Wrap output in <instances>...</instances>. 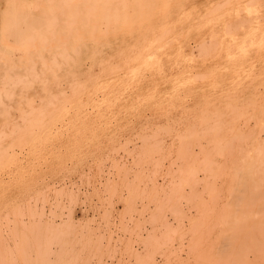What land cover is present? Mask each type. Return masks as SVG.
Instances as JSON below:
<instances>
[{
	"label": "rangeland",
	"instance_id": "obj_1",
	"mask_svg": "<svg viewBox=\"0 0 264 264\" xmlns=\"http://www.w3.org/2000/svg\"><path fill=\"white\" fill-rule=\"evenodd\" d=\"M116 1H118V2H116ZM121 1H122V3H121ZM131 1L132 0H112L113 4L111 6V7L115 8L116 4H117V7L120 4L119 7L122 9L123 8L122 5L124 3L123 6H124V8H127V9H125V12L118 19L117 24H116V26H118V28L115 30V32H116V34H118V38H110V40L115 41L117 43V46H115L114 49H109L108 51L110 53H112L113 55L117 56V60L120 63V66L122 67L123 63H121V62H123V57H124L123 51H125L127 49V47L131 44H134V45L136 44L134 47V50L137 48V51L135 50L136 52H134V51L132 52V53H136V54L130 53L129 50H128V52H126L125 57H129V55L131 54L130 59H132V60H130V66L128 63L126 69L123 67L120 70L119 76L118 77L116 76L117 79H115L113 81V83H111L112 85H116L118 90L120 89L119 94H118L119 95L118 101H116V105L112 111L117 116L106 118V119H100L99 121H98V119H86V120L84 119V120H80V121L79 120H70V119H67V120L65 119V121H63V120L59 119V120H55L53 122H47L48 124H41V125L33 124L35 127H34V130H32L33 126L20 118L21 117V112H19V111H21V109H20L21 105L20 104L13 103L12 106L9 104L6 106L0 105V108H1L0 109V135L2 137V140L0 137V150H1L0 151V221H1L0 222V231H1L0 232V246H1L0 251L3 250V251H1L3 254L1 252L0 253L2 254V256L4 254L6 256V257L3 256L4 257L3 258L0 254V259L2 257L3 261H4V259H5V261L9 260L6 262L4 261V263H2V264H5V263L6 264H13L14 261H12V260L19 261V263L15 261L16 264L17 263L23 264V262L28 263V264L31 262L30 264H34L35 262L33 260L37 261V264H40L41 263L40 261L43 260L44 258H46V259H44L43 261H45V260L47 261V259H48L47 264H52V261H53V263L55 262L54 264H65L67 261H69L68 259L72 258L71 256H73L74 260H78L77 258H80V260L73 261V259H72V261H71V259H70V262H68L69 264H142V263L143 264H151V263L152 264H162L164 262H165V264H167V263L169 264V262L172 264L173 263V262H171L172 260L176 264L177 262H180L182 259L187 260V258H189L188 262L183 261L186 264H192V262L194 264H201V263H203V264H209L210 263L211 264L212 262L215 264L217 261L216 260L217 254H219V255H217L219 258L220 255L222 257V255H224V253H227V252L232 253V251L235 252V253H233V255L230 254L233 258H230V256H229L226 259V257H225L226 254L224 255L225 259H223L224 257L222 259H221V257L219 258V259H221L220 260L221 264L222 263L223 264H229V262L231 263V261L233 259L234 260L232 261V264H238L239 261H240V264H243V263L245 264L246 262L248 264L249 261H250V264H256L258 262H260L258 264H264V257L263 256L261 257V255H260L261 252L264 255V252H263L264 251V245H263L264 241H262L263 240L262 238H264V232H263L264 229L262 228V231H261V228L260 229L258 228V227H260L259 223L264 224V222H263L264 221L263 220L264 215H262V213H260V216H261V218H260V216L258 214L261 211V209H260V211H258L260 206H261V208L264 209V204H263L264 202L261 201V200H264V195L262 193H260L259 199H258V196L254 195L255 197H257V199L256 198L254 199L251 196H253V194H255V191H253V192L251 190L248 191L247 195H246V197H248V198H245L246 200L244 199L245 200V201L243 200L244 202L241 201V206L244 207V208L240 207V209L242 208L244 211V213H241V212H243L242 209H241V211H240V209H239V211H238V209L236 210V208L238 207L237 205H240V202L238 204L237 202H233L231 200H230L231 202L229 201L228 197L226 196L227 193H225L226 188H225V186L222 187L221 180L218 183V187L216 184L215 186L209 185V188L205 187V189H203L201 186L199 187L198 184L193 185L194 183L190 182V183L183 184L184 185V188H183V185H181V182H182L181 178L184 176V173L182 171L180 174H178V172H180V170H181L180 169L181 167H179L180 165L177 166L179 163L181 164L180 160L176 162L175 159L177 158V156L174 153L173 154L174 158L172 157L171 161H170L171 164H170V162H166V161L170 160L169 158H167V160L164 161V159H162V157L166 159L167 154H165V151L167 152V150L165 149V147L160 148L161 144H157L158 147L160 148V150H159V148H157L158 150L156 149V152H153L151 148L156 147L155 146L156 140L159 141L158 139H160V138L162 139V137H160L159 135H158L159 137L153 136L152 133L150 132V131H152L151 128H153V127L155 128L158 125H160V126H158V128L159 127L162 128V127H165L164 125L167 126L168 124H171V123H172L171 125H173L175 122H177L179 120L185 121L183 119L181 120L179 113H182L185 110L190 111L193 106L204 105V103H207V101H208V100H204V98L206 96L211 97V101H213L215 103L217 101L219 103L224 102V103H228V104H230L232 102L231 101L232 98L236 97L235 98V100H236L235 104L237 106L246 107L247 109H250V108L252 109L254 99L259 100V98H262L263 101H260L261 100L260 99L257 102V104L260 105L259 107L261 108V111L264 110V47H263L264 46V44H263V42H264V38H263L264 37V20H263L264 19V6H263L264 0H257L255 2L257 4H260L258 14H256V13L251 14V13L247 12L249 9L255 8L251 5L252 2H249L250 0H177L175 2H174V0H135V2H137V3H135L134 0L132 1V3H131ZM153 1H154V4H152ZM128 2H130V3H128ZM142 3H145V4H142ZM146 3H149L150 6ZM218 3H219V5H218ZM136 4H137V6H136ZM245 4H246V6H244ZM152 5H153V8H152ZM166 5H167V7H169L168 10H167ZM215 5L218 6L217 8L220 7L219 10L216 9ZM141 6H143V7H141ZM180 7H182V8H180ZM233 7L235 9L239 10L238 11L239 15L237 17V20H234L231 18L230 12H231ZM147 9L150 12H148ZM140 10L143 12H141ZM127 11H129V12H127ZM188 12L191 14V16L189 18L184 17L183 14H187ZM129 13H131L135 17L137 16V18L133 17L132 15H129ZM164 13H166V14H164ZM204 14L206 15V18H205ZM145 15L148 17L150 16L149 19H151V20H149V19L147 20L146 18H148V17H146ZM156 15H158V16H156ZM207 15H208V17H207ZM138 16H139V18H138ZM220 16H221V18H220ZM222 16H223V18H222ZM255 17H258V18L255 19ZM130 18H132V19H130ZM142 18H143V20H142ZM152 19H154V20H152ZM166 19H168V20H166ZM177 19L178 20L180 19V20L178 21ZM181 19H183V20H181ZM205 19L207 22L205 21ZM242 19H243V21H242ZM141 20H142V22H140V23H142V24H140L138 22ZM144 20H146V23ZM156 20H157V22H156ZM131 21H132V23L134 22L133 24H135V23L136 24L139 23V24L138 25H136V24L132 25ZM154 21H155V23H154ZM124 22H127V23H124ZM129 22H130V24L128 25ZM184 22H186V23H184ZM212 22H213V25H212ZM126 25H128L130 30L128 28H126L129 31L123 30V32H122L121 29H123V27H125ZM204 25H206V26H204ZM227 25H229V26L227 27ZM188 26H190V27H188ZM135 27H137V28H135ZM138 27H140V28H138ZM145 27H146V30H145ZM156 27H158V28H156ZM200 27H202V28H200ZM233 27H235L236 29L233 30ZM241 27H242V29H241ZM250 27H255V28L258 27L259 28L258 32H256L255 43L254 42L252 43V41L250 42L248 40L249 33L252 32ZM132 28H133V30H131ZM179 28H181V29H179ZM228 28L230 29V31ZM119 29H120V31H119ZM154 29H156V31ZM143 30H145V31H143ZM196 30H198V31H196ZM226 30L229 33H226L227 32ZM140 31H141V33H140ZM126 32H127V34H125ZM128 32H129V34H128ZM121 33H123L124 35ZM185 33H186V35H185ZM211 34H213V35L211 36ZM244 34H247V36L242 38V36H244ZM161 35L165 36V39ZM157 36H159V37L157 38ZM231 36H236L237 39L235 37V40H237V41L243 39V40L239 41V43L244 41V42H242L241 45H243L247 50H249V52L248 53L245 52L246 54L242 53L241 48L239 47V43L238 42H237V44L232 43L231 40H233V39H231L232 38ZM211 37H213V38L211 39ZM224 37L226 39H224ZM168 38H171V41ZM179 38H181V39H179ZM188 39L189 40L191 39V40L189 41ZM208 40H210V41H208ZM163 41L165 44L161 45V44H163ZM148 42L153 43V45L150 47V49L148 51L151 52L152 57H154L153 59L156 60V59L160 58V62L157 64V66L155 68L150 67V68L141 70L142 75L139 77L135 76L133 78L132 73L134 70L137 69V67H139L140 61H141L140 58L138 59V61L135 59H137V56L139 57L141 52H143L144 50H147L146 48L149 44ZM169 43H170V46L168 45ZM248 43L250 45L249 49L246 47V45H248ZM144 44L146 46L145 48H144ZM158 44H160V45H158ZM191 44H192V46H191ZM207 44H208V46H207ZM227 44H229V46ZM249 45H248V47H249ZM154 47H156L157 50ZM164 47H166V48H164ZM230 47L233 49H231ZM140 48L142 49V51H140L141 50ZM162 48H164V49H162ZM198 48H200V49H198ZM197 49H198V52H197ZM229 49L232 52V54H231L233 56L232 58H231V55L227 54V50H229ZM192 51H193V55L191 53ZM197 53L198 54L200 53V54L198 55ZM238 53H240V54H238ZM195 54H197L198 56ZM201 54H203V55L205 54L206 56L204 55L205 56L204 57ZM235 54H237V55H235ZM247 55H248V57H247ZM121 56H122V58H120ZM191 57H193V58H191ZM207 57H209V58H207ZM191 59H192V63L190 62ZM238 59L240 60L239 62H238ZM131 61H132V63H131ZM134 61H136V62L134 63ZM170 62H172L173 64ZM214 64H215V66H214ZM175 65H176V67H175ZM238 65L240 67H238ZM246 65H247V67H246ZM160 66H162V68ZM184 66L186 68H184ZM163 68H166V69H163ZM178 68H180V69H178ZM213 69H215V70L213 71ZM167 70H169V71H167ZM130 71H131V73H130ZM128 72L131 75V77H130V75H128ZM174 72H176V73L174 74ZM197 72L199 73L200 76L198 75ZM210 72H211V74L214 73V77L209 76L210 77V80H209V77L207 76V74L210 75ZM250 72H252V73H250ZM154 73L155 74L157 73L158 75H155ZM192 73L194 75H192ZM179 74L182 75L183 78H186L182 83H186V86H188V87H186L184 85L183 87L179 88V87H175L176 85H173V82H175V79L178 77ZM183 74H185V76H183ZM187 74H189V76ZM150 75H151V77H149ZM201 75H203V76H201ZM247 75H248V78L245 77ZM257 75L259 77H257ZM168 76H169V78H167ZM215 76H217V77H215ZM200 77L203 78V80ZM173 78H174V80H173ZM189 78H191L192 80L188 81L187 79H189ZM193 78H194V80H193ZM227 78H229V80ZM245 78L248 80H246ZM124 79L126 80V83H124L125 82ZM148 79H150L149 81H151V82L147 81ZM213 79H214V82L218 81L220 84L215 85V83H214L215 86L212 85L211 82ZM108 80H109V78L106 79V81H108ZM144 80H145V82H143ZM197 80H198V82H197ZM136 82H137V84H135ZM190 82H192V83H190ZM119 83H120V85H119ZM139 83H140V86H139ZM245 83H247L249 85V89H248L247 84H245ZM259 83L261 85H258ZM229 84H231V85H229ZM133 86H134V88H133ZM255 86L256 87L260 86L262 89L260 91L256 90ZM150 87H152V88H150ZM178 88H179V90H178ZM195 88H198V89H195ZM210 88H211V90H210ZM150 89H152L153 92H152V90L150 91ZM165 89H167V90H165ZM240 89H242V90L240 91ZM251 89H253V90H251ZM126 90L127 91L129 90V91L126 92ZM231 92H234L235 94L231 93ZM256 94H258V96ZM124 96H125V98H124ZM136 96L137 97L141 96L145 99L139 100ZM245 96H246V98H245ZM99 97H101L100 99H102L103 95L100 94ZM148 98H150V99H148ZM171 98L173 100H171ZM228 98H231V99L229 100ZM167 102H169V103H167ZM137 107L143 108L142 112H143V114H146L147 116L137 117L136 113L140 112L139 110H137ZM251 109L249 110L250 112H252ZM5 111H6V113H5ZM149 111L151 113H149ZM113 113H112V115H113ZM162 113H165V114L169 113L170 118L165 119L164 114H162ZM171 115H173L174 117ZM133 119H134V121H133ZM148 120L151 122V124H150V122H148ZM189 120H193V118H191ZM252 120L254 121L256 119L254 118ZM21 121H22V124H21ZM157 121L158 122L161 121L162 123H160V124L156 123ZM19 123L22 126H20ZM144 123H146L147 125L146 124L142 125ZM8 124L10 125L9 129H8ZM57 124H59V125H57ZM2 125L5 128L1 127ZM43 125H46L47 129L41 130L40 128ZM161 125H163V126H161ZM147 126L150 127L149 129H151V130L149 131V129L146 128L147 130L145 129V131L143 130L144 132L141 133L140 132V131H142L141 128L144 129ZM13 127H14V130H13ZM61 127H63V128H61ZM132 128H133V130H132ZM11 129L13 132L14 131L15 132L11 133ZM135 129H138V131L136 130L137 132H134ZM129 130H131V131H129ZM33 131L35 133H33ZM3 132H5V134ZM6 132L8 133L7 135H6ZM128 133H130V134H128ZM10 134L12 137H9ZM146 134L147 135L149 134L148 135V139L150 138L149 140L146 139L147 138ZM2 135L3 136L5 135V137H3ZM161 135H163V133ZM22 136H24V137H22ZM13 138L16 141H14ZM137 138H138V140H140L139 142H141V144H143V142H144L143 147H142V145H140V143L138 141L136 143ZM142 138H144V141L142 140ZM165 138L166 137H164V139ZM146 140L149 141V142L147 141V144L149 143L150 146H152L151 148L148 146L149 144L144 147ZM165 141H166V146L168 144H170L169 138L168 139L166 138ZM13 142L15 145L13 144ZM261 142H264V140H262ZM20 145H21V147H19ZM136 145H137V147H139V145L141 147L137 148ZM13 146L15 148L17 147L18 149L13 148ZM122 146H124V148ZM51 147H52V150H51ZM120 147H122V150H120ZM8 148H9V150H8ZM126 148L129 149L130 151H126L127 150ZM141 148L145 149L144 153L142 152ZM147 148L149 150H147ZM23 149H24V151H23ZM114 149L116 150V153L114 152L115 151ZM163 149H164V151L162 152ZM3 150H6L7 152L6 151L4 152ZM117 151L118 152L120 151V152L118 153ZM124 151H126V152H124ZM134 151H136V152H134ZM148 151H150V152L152 151V152L150 153ZM15 152H17V153H15ZM110 152H112L113 154H110ZM127 152H131L132 156L130 155L131 153L128 154ZM136 153L137 154L139 153L138 155H140L141 153L144 154L145 156H142L143 158L146 157V153H147V155L149 156V157L148 156L147 157L149 159H147V157H146V159H147V161H146L145 159L141 158V156H139V158H138V155H137V157L135 156ZM161 154L164 156H162ZM158 156H160L161 158L160 157L158 158ZM121 157H123V159L120 160ZM126 157H128V158H126ZM124 159L126 162H124ZM172 159L174 160V164L172 163L173 162ZM137 160H138V162H136ZM160 160H163L164 162L162 161L163 162L162 163ZM115 161L117 163L119 162L120 164L118 163L119 165H116L117 163H115ZM129 161L131 163H132V161L133 162L135 161L134 163H136V164L139 163L140 166L139 165L136 166V164H135V165H133L134 166V168H133V167H131L132 164ZM158 162H159V165H157ZM122 163H124V166L119 167L122 165ZM165 163H166V167H164ZM167 163H168V165H167ZM169 164L170 165L173 164V166H174L173 169H172V166H170ZM128 165H130V167ZM160 165H162L163 168L160 167ZM153 166L154 167L156 166L155 168L158 167V170L155 169ZM167 166H170L172 172H171V170H169L170 169L169 167L167 168ZM159 167H160V170H159ZM122 168H123V170H122ZM125 168H126V170H125ZM141 168H144V169H141ZM151 168H153L152 169L153 172H156V173H154L155 175L152 174L153 173L152 171H150L152 173L149 172V170ZM176 168H178L180 170L177 169V172H175V171L173 172V170H176ZM118 169L125 171V172L124 173L122 171L120 172V170L118 171ZM145 169H147V172ZM162 169H163V171H162ZM161 171H162V173H161ZM169 171H170V175H172V177L168 174ZM119 172L121 175H119ZM146 174H148L150 177L148 175L146 176ZM161 174H163L162 177L159 176ZM152 175H153V177H152ZM179 175H183V176L182 177L180 176V179H178ZM119 176L122 178V180H121V178H119ZM146 177H149V178H146ZM151 177L153 178V180H155V179L158 180L157 182H155L156 184L152 182L153 180ZM163 178L166 180H164ZM171 178H172V180H171ZM173 178H176V179L174 180ZM149 179L152 180L151 184L153 183L152 184L153 186L161 185V189L163 188V192L162 191H161L162 193L160 192V189H159L160 187L158 189H156V187H154L155 189L152 188L153 186L151 184H149L150 183ZM210 179L212 181V178H208L206 180V182H208ZM179 180L181 182H178ZM174 181H175V183H177V185L182 186L183 189H181V187L179 188V186L176 188L177 185L174 184ZM67 182H69L70 184ZM71 182H72V184H71ZM172 182L174 184L173 187H175V189L178 190V191L177 190L176 191L179 194L181 193L180 194L181 196H183V194H184V197H183L184 199H189L190 201L194 200L195 195L197 197L196 193L202 189V190H204V192H203L204 198H205L206 202L207 201L208 202L206 203V202H204L205 200L200 201L198 198H195V200L198 199L197 200L198 202L194 201L196 203V205H194L195 204L194 202L193 203L191 202V204H190L189 203L190 201H188V200H187L188 202L185 203L186 200L183 199L184 202L182 201V198H180V200H179V198H178L180 196L179 194H176L177 196H174V197L178 198L179 201L176 198L174 200L173 197H171V196H173V194L175 195L176 192H174L175 189L171 187L173 185V184H171ZM187 184H189V185L187 186ZM63 185L64 186L66 185L65 186L66 188H64ZM166 185H167V187H165ZM192 185L194 186L193 188H192ZM61 186L63 187V189L61 188ZM211 187L213 188L212 193L215 197L211 196L212 193L211 194L209 193L212 190ZM52 188H54V189H52ZM150 188L158 191V193H156V192L154 193V191ZM170 188H171V190H170ZM189 188L192 190L191 192L189 191L190 190ZM218 188H219V190H218ZM221 188H223V189H221ZM44 189L48 190V191H45ZM197 189H199V190H197ZM206 189L209 191L207 192ZM150 190H152V192ZM187 190L190 193L194 192V194H192V195L190 193L187 194L188 192L187 193L185 192ZM263 190L264 189H262V192H263ZM170 191L172 193H170ZM159 192L162 195H160ZM204 193L206 194V196ZM217 193H219V194H217ZM150 194H153V195H150ZM155 194H157V195H155ZM164 194L166 195L165 196L166 198L167 197L169 198L168 200H171L173 202L172 204H175L174 211H176V209L180 208L177 204H180L182 201L181 204H183V205L180 204V206H182V208H180V210L183 212L182 209H184V211L186 210L187 213L186 212L182 213L180 210H178V214L180 216H182L181 214H184L185 217L188 218V221H184V219H185L184 215H183L184 219H182V220H181V218H179L180 216L177 213H176L177 216L175 217L176 214L174 212H171V210L169 209L171 202L166 203L168 200L166 201V198L164 199V197H163ZM185 194L187 195V198H186ZM209 194H210V197L208 196ZM189 195L191 196V199H190ZM218 195L220 198L218 197ZM220 195L221 196L223 195V196L221 197ZM249 195H251V196H249ZM55 196L58 199H56ZM149 196H150V198H152V196H154L153 201L150 200ZM159 196L160 197L162 196L163 199L158 198ZM188 196H189V198H188ZM35 197H36V200L38 202H34L35 205H32L33 200L36 201L34 199ZM155 197H156L155 200L156 201L158 200L160 203V204L157 203V205L158 204L164 205L163 207H160L161 210L157 205L154 204V198ZM206 197H208V198H206ZM210 198H212V199H210ZM222 198H223V200H222ZM249 198H250V200H249ZM160 199L165 200L166 202L161 201L163 203L162 204L160 202ZM27 200H31V201L27 202ZM52 200H53V202H52ZM57 200L58 201L60 200L59 201L60 206L58 204L56 205V203H58ZM224 200H227L230 203V205H228L229 203H227V201H224ZM253 200H254V203H257V200H259V202L257 204H253ZM149 201H150V205H149ZM174 201H177L178 203L177 202L175 203ZM220 201H221V203H220ZM50 202H52V203H50ZM164 202L166 205L164 204ZM210 202H213L214 204L213 203L209 204ZM247 202L251 203L253 206L255 205L256 208L248 205ZM260 202H263V203H260ZM44 203L47 206L44 205ZM188 203H189V205L186 206ZM24 204H27V205H24ZM172 204H171V207H172ZM192 204H193V208H192L193 210L191 209L190 212H191V214L193 213V215H190V212L188 213V211H189L188 208L189 207L191 208ZM259 204H260V206H259ZM20 205H22V206H20ZM51 205L55 206V207L58 206L60 208L59 209L60 212L57 211V209L52 210L54 208ZM201 205H202L203 209L201 208ZM219 205H220V207H219ZM34 206H37V208L33 209ZM225 206H227V208ZM20 207H21V209H20ZM26 207H27V210H26ZM38 207H41L42 209L40 208L41 209L40 210ZM43 207L45 208V210H43L44 209ZM151 207H153V208H151ZM157 207L159 208L158 210H157ZM173 207H174V205H173ZM245 207H249V208L247 210H245L246 209ZM163 208L165 209V211ZM223 208H225V209H223ZM32 209H33V212L29 213L32 211ZM36 209H39V210H36ZM226 209L228 210L229 213L227 212ZM231 209L232 210L234 209V210L231 211ZM255 209H257L256 210L257 216H255V214H252V212H255ZM23 210H24V212H23ZM51 210L54 211V216L57 217L59 214V218L57 217V220L55 219L56 217L53 218V214H52ZM150 210L153 212L152 214H151ZM194 210H196V212H198V213L197 214H196V212L194 213ZM222 210H224V212H227V214L230 215V217H226V213L224 215ZM34 211H35V213H34ZM42 211H44V214L42 213ZM84 211H86V213H84L85 215L83 214ZM156 211H157V213H156ZM158 211H159L160 217L156 216V214H158ZM200 211H202V213ZM207 211H211V212H207ZM39 212L42 213L43 215H45V218L42 217V215H41L42 220H45V221H42L40 219L41 217L39 216L40 215ZM179 212H181V213H179ZM230 212H231V214H230ZM249 212H251L250 213L251 215H254L256 218L261 219V220L259 221L258 219H255V218L253 220L252 218H249L250 223H249V226H247L248 225L247 224L248 223L247 222L248 217H251V215L248 214ZM36 213H38L37 214L38 216L36 215ZM56 213H57V215H55ZM149 213L153 217V218L151 217V219L153 221V222H151L152 225L153 226L155 225V228L157 226V228L154 229V231H155L154 233H153L154 227L152 226L153 227L152 228L150 226L151 220L149 218L150 217ZM154 213H156V214H154ZM164 213H165V215H164ZM200 213H201V216H197V215H200ZM239 213L244 214V216L243 215L241 216ZM12 214H14V215H12ZM21 214L23 215L21 217H24V219L20 217ZM51 214H52V216H51ZM153 214L156 216V218L157 217H159V218H157V220L154 219L155 216H153ZM161 214H162V216H161ZM202 214H204V215H202ZM34 215H36V216H34ZM188 215H189V217H188ZM220 215H221V217H220ZM222 215H224V216H222ZM235 215L241 216V217H233ZM27 216H28V218H27ZM29 216H31V218ZM164 216H166V218L169 217L167 219L168 221L166 219H163ZM202 216H204L203 217L204 219L201 218ZM172 217L175 219L178 218L177 222L179 221L178 222L179 224L177 222H175L176 221L175 219H174V221H172L171 220ZM191 217H193V219ZM245 217H247V218H245ZM227 218L229 220H231V223H230V221H228ZM243 218H245L244 219L245 221L243 220ZM20 219L23 220L22 222L27 221L26 224L24 223V225H26V226L23 227V223L20 221ZM36 219H38V220H36ZM197 219L199 220V222L195 221ZM217 219H219V220H217ZM225 219L227 221H224V223H225L224 224L222 220H225ZM234 219H235V221H234ZM236 219L237 220L239 219L238 221L240 222V224L242 223V221L244 223L247 222L246 223L247 225L242 223L244 226L243 225L238 226L240 224H235V222H237ZM53 220H54V223H53ZM189 220L191 222H189ZM216 220L218 222H216ZM38 221L41 222V225L43 228L39 227L40 222H38ZM50 221H52V223L55 225L54 226L52 224L55 227L54 229H52V232H54L56 229V231H58L57 233H60L62 235V237L64 238V240L68 242V243L66 242L68 244V246L71 247L74 244V246H73L74 252L71 251L72 254L75 253L77 250H79V252H80V250H82L84 253L80 252L81 254L80 253L78 254L76 252L77 257H75L76 256L75 254L71 255L70 254L71 248L68 247L64 241H62L63 239L62 240L60 239V237H61L60 234L54 235V233H53V235L51 234L53 237L51 235H49L50 233H52L50 229L53 227L51 225L52 227L48 228L49 225L51 224ZM162 221L164 224L166 221L168 223L166 222V224L163 225ZM251 221L252 222L254 221L253 222L254 224L256 221V225L251 223ZM32 222H33V225H32ZM37 222L39 225L36 224ZM169 222L172 223V225ZM181 222H183V224ZM200 222H201L200 225H204V222H205L206 227L200 226L199 225ZM28 223H29V225H28ZM153 223H155V224H153ZM188 223H189V225L187 226L186 224H188ZM160 224H162L166 228L162 227V225H160ZM169 224L172 227L171 229L169 227ZM214 224H215L216 228H215ZM232 224H233V226L235 225V226L239 227L237 229L238 231L236 230L235 227L230 226ZM30 225L34 226L33 229H32V226L29 227ZM178 225L180 227H177ZM250 225H253V227H255L256 230L252 229V231H251V228H253V227H251ZM242 226L244 229L242 228ZM261 226L264 227V225H261ZM160 227H161V230L163 229L162 231L159 230ZM173 227L178 228V229L177 228L174 229L175 231L176 230L178 231V232L176 231L175 236H173V234L175 232L172 230ZM186 227H187V229H186ZM188 227H189V229H188ZM230 227L232 229H230ZM179 228H181L180 231H179ZM208 228L210 230H208ZM212 228L213 229L215 228L214 229L215 233L212 231L213 230ZM39 229H41V230H39ZM191 229L192 230L194 229L195 231L193 232ZM245 229H247L248 232ZM257 229H259V230H257ZM19 230H22V231L20 232ZM44 230L46 232L50 231L49 234L47 233L48 239L47 238L45 239L46 236L44 234H46V232ZM170 230L173 232L169 233V235L172 234L169 236V238L174 237L173 240L172 239L170 240L168 238V236L165 239L166 235L168 234L167 232L168 231L170 232ZM204 230L206 231L207 234H210V235L207 236ZM228 230L233 231V232L236 231V233H234L235 237H237V236L241 237V238H238V239H241V243L239 242V240H236L237 238L235 239L237 242L234 240L235 242L233 241L234 243H232L231 240H233V237L230 236L231 238H229ZM32 231H35V232H32ZM41 231H43V233ZM159 231L161 234L158 233ZM164 231H166V232L164 233ZM242 231H244V232H242ZM256 231H258V232H256ZM259 231H260V233H259ZM40 232L43 235L42 237H40L41 236ZM181 232H184L186 234L184 236L185 238H183V239H181V237H183L182 236L183 233L180 234ZM220 232H221V234H220L221 236L225 232L226 233L228 232L227 233L228 235H226V236L223 235V237L220 238L221 240L217 239L220 237V235H219ZM251 232H253V234ZM30 233H34V237L33 236L32 237L35 238V236H37L36 237L37 239L35 238L36 239L35 240L33 238H30L31 237ZM65 233H68L69 236L67 234L66 235L68 237L65 236ZM148 233H149V235L152 234V236L156 240V241L154 239L151 240L154 242L153 244L156 248L155 247L153 248V244L149 240V239H151V237L148 235ZM230 233H232V232H230ZM245 233H246V235H250V236H248V239L246 241L247 244L244 241ZM257 233H258V235H257ZM261 233H263V235ZM162 234H163V236L164 235L165 236L164 237L162 236L163 237L162 239L157 240L159 237L161 238ZM259 234H260V237H259ZM23 235H24V237H23ZM252 235H254V236H252ZM58 236H59V238H58ZM176 236L180 237V238L178 239ZM195 236L198 239L195 238ZM214 236H216V238ZM27 237L30 239H28ZM147 237H149V239H147ZM249 237L250 238L252 237L251 239L253 240V245H252L251 239ZM254 237H256V238H254ZM20 238H22L23 240L26 238L27 239V240L25 239L26 242H29V243L24 245V241ZM53 238H55V239H53ZM56 238H58V239L56 240ZM119 238H122V239H119ZM134 238H135V240H134ZM191 238L193 240L191 242H189ZM210 238L212 239V241L214 240L216 243H214V242L212 243ZM223 238H224V240H222ZM228 238L231 240L229 241ZM246 238H247V236H246ZM185 239H186V241H184ZM254 239H255V241H254ZM16 240H18V241H16ZM20 240L22 241L21 242L22 244H20ZM59 240L61 243L58 242ZM176 240H177V242H176ZM181 240H182V242H181ZM195 240H200L198 242H200L201 245L197 244L198 242L194 243V242H196ZM226 240H227V243L229 245L226 244ZM14 241H16L18 243V247H16L17 243L15 242L16 243L15 244ZM34 241H36L37 243H35ZM46 241L51 242L50 244H48L49 242H47V244L50 245L51 247L46 244ZM55 241H57L59 244H56ZM123 241H124V243H123ZM148 241H150V242H148ZM157 241H160V242H157ZM172 241L175 243H173ZM203 241H205V242H203ZM218 241H219V243L221 242L220 244L223 243L222 241H225L224 245L222 244L223 245L222 248H221L222 245L219 246ZM4 242H6V243H4ZM75 242H77L78 245ZM180 242H181V245H179ZM185 242H189V243H187V245H186ZM243 242L245 243L244 247H243L244 244H242ZM250 242H251V244H250ZM11 243H14V244L12 245ZM70 243L72 245H70ZM147 243H150L149 246L147 245ZM159 243H160V245H162L164 243L163 244L164 248H163V245L162 246L158 245ZM166 243H168V246ZM172 243H173L174 247L171 246ZM177 243H179V244H177ZM204 243H206L207 245ZM256 243L257 244L259 243L258 245H260V246L256 245ZM37 244L40 245V246H38L39 250L41 252H44L45 254L41 253L36 248ZM44 244L47 245L49 248L45 246L44 249L41 250L43 248ZM51 244L53 245V247ZM65 244L68 247V249L70 248L69 250L66 249L67 247L65 246ZM195 244H197V245H195ZM231 244L234 246H232ZM261 244L263 245V247ZM8 245L11 248L8 247ZM20 245H22L23 251L21 250ZM33 245L35 247H33ZM177 245H179V247H177ZM193 245L196 247L191 249L190 247H193ZM246 245L248 246V248ZM255 245H256V247H254L255 249L256 248L260 249L261 247L262 248L260 250L256 249L254 251L253 246H255ZM12 246H14L15 249ZM31 246L35 249H33ZM158 246H159V248L162 247L163 251H160L161 248L159 249ZM170 246L173 249H171ZM203 246L204 247L208 246V247L205 248L206 249L205 250ZM241 246L243 247V249ZM56 247H58L59 249H62V250H59V249L57 250ZM175 247H177V248H175ZM185 247H187V249ZM200 247H201V250H200ZM217 247L218 248L220 247V248L218 249ZM224 247H226V248H224ZM231 247H232V249H231ZM233 247H235V248H233ZM236 247H238V248H236ZM12 248L14 251L12 250ZM17 248H18V250H17ZM63 248L66 250L67 255L64 252L65 250ZM152 248H153V250L155 249V251L158 252V254H157V252L153 253V257H154V254H156L155 258H153L154 261H156V263L153 262L151 259L152 258L151 252H153ZM165 248L166 249L168 248V251H166ZM19 249L22 252L19 251ZM46 249H49L52 253L55 254V255L54 254L50 255L51 256L50 258H52L51 259L52 261L50 260V258H47L49 256L47 254L48 253L51 254V252H48L49 250L47 251ZM170 249H171V251H174L173 252L174 254L170 251ZM24 250H26V251H24ZM33 250L36 252L38 251V254L40 252V255L37 256V254H35V252ZM44 250H46V252ZM146 250H147V252H146ZM192 250H193V255L191 253ZM215 250H217V251L222 250V251H218L219 253H217ZM239 250H241V251H239ZM244 250L247 252L248 255H246V252ZM18 251L20 253H18ZM61 251H63L62 252L63 254L61 253ZM180 251H181V253H180ZM183 251L185 253H183ZM187 251H188V255H190L191 257L186 255ZM7 252H8V254H7ZM170 252L172 255L170 254ZM199 252H200L199 255L201 257H202V255L204 256L203 260H201L202 258L198 256ZM215 252H216V254H214ZM236 252H237V255H236ZM21 253H22V256H21ZM178 253H180V254H178ZM253 253H255V254H253ZM41 254H44L45 257H44V255H41ZM59 254H61L60 255L61 256V259H60L61 262L60 263H58V259H59L58 255ZM68 254H70L71 256ZM163 254L165 256L164 259H163ZM165 254L167 256H168V254H170L171 256L169 255V258H167V256ZM210 254H211V256H210ZM25 255H26L27 259H25ZM35 255H36V257H35ZM62 255H63V258H62ZM173 255L175 256V259L172 257ZM176 255L178 257H176ZM234 255H236V257ZM242 255H244V257L246 258V261L242 257ZM40 256H43L44 258L42 259ZM248 256H250V257L248 258ZM20 257H23L25 260L23 261V259H21ZM64 257H66L65 259H67V261L64 259ZM82 257H83V260H82ZM33 258H36V259H33ZM195 258H197V259H195ZM228 258L230 260H228ZM19 259H21V260H19ZM149 259H150V261H149ZM167 259L169 260V262H166ZM170 259H172V260H170ZM190 259L192 261H190ZM194 259H195V262H197V263L194 262ZM255 259H256V261H255ZM10 260L12 261V263H10L11 262ZM43 261H42V263H43ZM63 261L64 262L66 261V262L62 263ZM15 262H14V264H15ZM217 262H219V261H217ZM181 263H182V261H181ZM181 263H177V264H181ZM220 263H218V264H220ZM182 264H184V263H182Z\"/></svg>",
	"mask_w": 264,
	"mask_h": 264
},
{
	"label": "bare ground",
	"instance_id": "obj_2",
	"mask_svg": "<svg viewBox=\"0 0 264 264\" xmlns=\"http://www.w3.org/2000/svg\"><path fill=\"white\" fill-rule=\"evenodd\" d=\"M133 1V0H132ZM132 1H131V3H132ZM175 1H177V0H174V2ZM257 0H250L249 2H252L251 3V5L253 6V7H255L254 9H249L247 12L248 13H251V14H258L259 13V5L260 4H257V3H255ZM116 2H118V1H116ZM125 2V1H124ZM134 2H135V0H134ZM148 2V1H147ZM157 2V1H156ZM248 2V3H249ZM121 3H122V1H121ZM128 3H130V2H128ZM135 3H137V2H135ZM139 3V2H138ZM151 3V2H150ZM159 3V2H158ZM162 3V2H161ZM217 3V2H216ZM112 0H0V105H11L12 106V104L13 103H18V104H20L21 105V111H19V112H21V119L22 120H24V121H26L27 123H29V124H31L32 126H33V129L32 130H34V125L33 124H35V125H41V124H48L47 122H53V121H55V120H59V119H61V120H63V121H65V119L67 120V119H70V120H86V119H98V121L100 120V119H106V118H110V117H115V116H117L116 114H114L112 111H113V108L115 107V105H116V101H118V94H119V90L117 89V87H116V85H112L111 83H113V81L115 80V79H117L116 78V76L118 77L119 76V73H120V70L124 67L125 69L127 68V65H128V63H129V66H130V60H132V59H130L131 58V54L129 55V57H125V54H126V52H128V50L130 51V53H132L133 51L134 52H136L137 51V48L134 50V47H135V45L134 44H131V45H129L128 47H127V49L125 50V51H123V54H124V57H123V62H121V63H123L122 64V67L120 66V63L118 62V60H117V56H115V55H113L112 53H110L108 50L109 49H114V47L115 46H117V43L115 42V41H112V40H110V38H118V34H116V32H115V30L118 28V26H116V24H117V21H118V19L122 16V14L125 12V9H127V8H124V3H123V5H122V9L119 7V5H118V7H117V4L115 5V8H113V7H111L112 6ZM141 4V3H140ZM142 4H145V3H142ZM146 4H148L149 5V3H146ZM152 4H154V1H153V3ZM170 4V3H169ZM247 4V3H246ZM246 4L244 5V6H246ZM168 5V4H167ZM167 5H166V7H167ZM217 5V4H216ZM215 5V6H216ZM218 5H219V3H218ZM237 5V4H236ZM136 6H137V4H136ZM150 6V5H149ZM170 6V5H169ZM227 6V5H226ZM264 6V5H263ZM132 7V6H131ZM141 7H143V6H141ZM218 6H216V9H218L219 10V8H217ZM224 7V6H223ZM236 7V6H235ZM133 8V7H132ZM139 8V7H138ZM152 8H153V5H152ZM158 8V7H157ZM168 8L169 7H167V10H168ZM180 8H182V7H180ZM141 9V8H140ZM164 9V8H163ZM162 9V10H163ZM166 9V8H165ZM212 9V8H211ZM247 9V8H246ZM157 10V9H156ZM214 10V9H213ZM141 11V10H140ZM147 11H148V9H147ZM159 11V10H158ZM215 11V10H214ZM221 11V10H220ZM219 11V12H220ZM224 11V10H223ZM238 11L239 10H237V9H235L234 7L232 8V10H231V18L232 19H234V20H237V17H238V15H239V13H238ZM244 11V10H243ZM127 12H129V11H127ZM141 12H143V11H141ZM148 12H150V11H148ZM155 12V11H154ZM184 12V11H183ZM217 12V11H216ZM218 12V13H219ZM139 13V12H138ZM163 13V12H162ZM215 13V12H214ZM128 14V13H127ZM141 14V13H140ZM159 14V13H158ZM161 14V13H160ZM164 14H166V13H164ZM206 14V13H205ZM204 14V15H205ZM217 14V13H216ZM220 14V13H219ZM218 14V15H219ZM126 15V14H125ZM129 15H132L131 13H129ZM151 15V14H150ZM212 15V14H211ZM222 15V14H221ZM133 17H135L134 15H132ZM146 16V15H145ZM156 16H158V15H156ZM183 16L184 17H186V18H189L190 16H191V14L188 12L187 14H183ZM217 16V15H216ZM131 17V16H130ZM146 17H148V16H146ZM207 17H208V15H207ZM135 18H137V16L135 17ZM138 18H139V16H138ZM150 18V16L148 17V18H146L147 20ZM154 18V17H153ZM205 18H206V15H205ZM215 18V17H214ZM213 18V19H214ZM220 18H221V16H220ZM222 18H223V16H222ZM258 17H255V19H257ZM130 19H132V18H130ZM158 19V18H157ZM175 19V18H174ZM211 19V18H210ZM239 19V18H238ZM127 20V19H126ZM142 20H143V18H142ZM142 20L141 21H138L139 23L140 22H142ZM149 20H151V19H149ZM152 20H154V19H152ZM166 20H168V19H166ZM178 20V19H177ZM176 20V21H177ZM180 20V19H179ZM178 20V21H179ZM181 20H183V19H181ZM188 20V19H187ZM252 20V19H251ZM264 20V19H263ZM145 21V23H146V20H144ZM175 21V20H174ZM204 21V20H203ZM205 21H206V19H205ZM242 21H243V19H242ZM256 21V20H255ZM260 21V20H259ZM148 22V21H147ZM152 22V21H151ZM156 22H157V20H156ZM207 22V21H206ZM124 23H127V22H124ZM131 23H132V21H131ZM134 23V22H133ZM132 23V25H135V24H133ZM139 23H137L136 25H138ZM153 23V22H152ZM154 23H155V21H154ZM167 23V22H166ZM184 23H186V22H184ZM204 23V22H203ZM242 23V22H241ZM256 23V22H255ZM123 24V23H122ZM130 24V22L128 23V25ZM140 24H142V23H140ZM151 24V23H150ZM206 24V23H205ZM211 24V23H210ZM217 24V23H216ZM128 25H126L125 27H123V29H121L122 30V32H123V30H126V31H129L130 30V28L128 27ZM148 25V24H147ZM155 25V24H154ZM188 25V24H187ZM208 25V24H207ZM212 25H213V22H212ZM248 25V24H247ZM204 26H206V25H204ZM229 25H227V27H228ZM249 26V25H248ZM133 27V26H132ZM188 27H190V26H188ZM195 27V26H194ZM193 27V28H194ZM226 27V28H227ZM125 28V29H124ZM126 28H128L129 30H127ZM135 28H137V27H135ZM138 28H140V27H138ZM156 28H158V27H156ZM200 28H202V27H200ZM144 29V28H143ZM179 29H181V28H179ZM196 29V28H195ZM229 29V28H228ZM227 29V30H228ZM236 28L235 27H233V30H235ZM241 29H242V27H241ZM250 29H251V33H249V38H248V40L251 42L252 41V43L254 42L255 43V41H256V39H255V36H256V32H258V30H259V28L258 27H250ZM131 30H133V28L131 29ZM145 30H146V27H145ZM145 30H143V31H145ZM148 30V29H147ZM155 31H156V29H154ZM166 30V29H165ZM189 30V29H188ZM187 30V31H188ZM217 30V29H216ZM219 30V29H218ZM226 30V31H227ZM119 31H120V29H119ZM150 31V30H149ZM153 31V30H152ZM196 31H198V30H196ZM229 31H230V29H229ZM233 32V31H232ZM231 32V33H232ZM140 33H141V31H140ZM144 33V32H143ZM158 33V32H157ZM156 33V34H157ZM215 33V32H214ZM225 33V32H224ZM226 33H229L228 31L226 32ZM230 33V34H231ZM121 34H123V33H121ZM125 34H127V32L125 33ZM128 34H129V32H128ZM132 34V33H131ZM163 34V33H162ZM124 35V34H123ZM185 35H186V33H185ZM188 35V34H187ZM213 34H211V36H212ZM162 37H164V39H165V36H163V35H161ZM216 36V35H215ZM247 36V34H244V36H242V38L243 37H246ZM130 37V36H129ZM159 36H157V38H158ZM188 37V36H187ZM186 37V38H187ZM232 38L231 39H233V40H231L232 41V43L234 44H237V42L239 43V41H241V40H243V39H241V40H235V37L236 36H231ZM148 38V37H147ZM213 37H211V39H212ZM264 38V37H263ZM170 41H171V38H168ZM178 39V38H177ZM179 39H181V38H179ZM224 39H226L225 37H224ZM236 39H237V37H236ZM158 40V39H157ZM161 40V39H160ZM189 40V39H188ZM191 40V39H190ZM189 40V41H190ZM235 40V41H234ZM247 40V39H246ZM245 40V41H246ZM151 41V40H150ZM166 41V40H165ZM173 41V40H172ZM176 41V40H175ZM204 41V40H203ZM208 41H210V40H208ZM215 41V40H214ZM213 41V42H214ZM157 42V41H156ZM205 42V41H204ZM242 42H244V41H242ZM242 42H240L239 43V47L241 48V51H242V53H248L249 52V50H247L243 45H241L242 44ZM248 42V41H247ZM138 43V42H137ZM149 44H148V46H147V50H144L143 52H141L140 53V55H139V57L137 56V59H135V60H137L138 61V59L140 58L141 59V61H140V65H139V67H137V69L136 70H132L133 71V73H132V77L134 78L135 76L136 77H139V76H141L142 74H141V70H143V69H147V68H155L156 66H157V64L160 62V58H158V59H153L154 57H152V54H151V52L150 51H148L149 49H150V47L153 45V43H150V42H148ZM190 43V42H189ZM210 43V42H209ZM165 43H164V41H163V44H161V45H164ZM167 44V43H166ZM246 44V43H245ZM263 44H264V42H263ZM158 45H160V44H158ZM169 46H170V43L168 44ZM200 45V44H199ZM210 45V44H209ZM228 46H229V44H227ZM248 45H249V43H248ZM248 45H246V47L249 49L250 48V45H249V47H248ZM191 46H192V44H191ZM190 46V47H191ZM207 46H208V44H207ZM222 46V45H221ZM146 46H145V44H144V48H145ZM202 47V46H201ZM234 47V46H233ZM264 47V46H263ZM154 48H156V47H154ZM160 48V47H159ZM164 48H166V47H164ZM164 48H162V49H164ZM189 48V47H188ZM187 48V49H188ZM192 48V47H191ZM231 48V47H230ZM141 49V48H140ZM139 49V50H140ZM198 49H200V48H198ZM198 49H197V52H198ZM224 49V48H223ZM231 49H233V48H231ZM239 49V48H238ZM237 49V50H238ZM138 50V51H139ZM156 50H157V48H156ZM175 50V49H174ZM191 50V49H190ZM189 50V51H190ZM204 50V49H203ZM206 50V49H205ZM235 50V49H234ZM140 51H142V49L140 50ZM139 51V52H140ZM166 51V50H165ZM186 51V50H185ZM195 51V50H194ZM201 51V50H200ZM199 51V52H200ZM146 52V53H145ZM188 52V51H187ZM203 52V51H202ZM236 52V51H235ZM234 52V53H235ZM238 52V51H237ZM120 53V52H119ZM155 53V52H154ZM185 53V52H184ZM192 53V55H193V51L191 52ZM245 53V54H246ZM116 54V53H115ZM122 54V53H121ZM132 54H136V53H132ZM189 54V53H188ZM198 54V53H197ZM197 54H195V55H197ZM200 54V53H199ZM198 54V55H199ZM227 54L228 55H231L232 54V52L230 51V49L229 50H227ZM238 54H240V53H238ZM156 55V54H155ZM176 55V54H175ZM174 55V56H175ZM184 55V54H183ZM191 55V56H192ZM197 55V56H198ZM202 56H204L203 54H201ZM235 55H237V54H235ZM249 55V54H248ZM248 55H247V57H248ZM123 56V55H122ZM122 56L120 57V58H122ZM173 56V57H174ZM206 56V55H205ZM204 56V57H205ZM224 56V55H223ZM168 57V56H167ZM201 57V56H200ZM233 56L231 55V58H232ZM164 58V57H163ZM191 58H193V57H191ZM197 58V57H196ZM203 58V57H202ZM207 58H209V57H207ZM211 58V57H210ZM171 59V58H170ZM173 59V58H172ZM186 59V58H185ZM206 59V58H205ZM204 60V59H203ZM207 60V59H206ZM209 60V59H208ZM251 60V59H250ZM174 61V60H173ZM189 61V60H188ZM194 61V60H193ZM210 61V60H209ZM240 60L238 59V62H239ZM253 61V60H252ZM136 61H134V63H135ZM186 62V61H185ZM191 63H192V59H191V61H190ZM196 62V61H195ZM131 63H132V61H131ZM138 63V62H137ZM170 63H172V62H170ZM176 63V62H175ZM181 63V62H180ZM212 63V62H211ZM173 64V63H172ZM171 64V65H172ZM188 65V64H187ZM193 65V64H192ZM163 66V65H162ZM162 66H160L161 68H162ZM214 66H215V64H214ZM245 66V65H244ZM250 66V65H249ZM175 67H176V65H175ZM178 67V66H177ZM238 67H240L239 65H238ZM246 67H247V65H246ZM129 68V67H128ZM133 68V67H132ZM181 68V67H180ZM180 68H178V69H180ZM183 68V67H182ZM184 68H186L185 66H184ZM183 68V69H184ZM131 69V68H130ZM163 69H166V68H163ZM190 69V68H189ZM188 69V70H189ZM159 70V69H158ZM173 70V69H172ZM215 69H213V71H214ZM252 70V69H251ZM254 70V69H253ZM146 71V70H145ZM165 71V70H164ZM163 71V72H164ZM167 71H169V70H167ZM178 71V70H177ZM184 71V70H183ZM209 71V70H208ZM152 72V71H151ZM172 72V71H171ZM126 73V72H125ZM130 73H131V71H130ZM148 73V72H147ZM159 73V72H158ZM168 73V72H167ZM176 72H174V74H175ZM198 73V72H197ZM196 73V74H197ZM250 73H252V72H250ZM127 74V73H126ZM125 74V75H126ZM153 74V73H152ZM155 74V73H154ZM163 74V73H162ZM173 74V75H174ZM128 75H130L129 74V72H128ZM155 75H158L157 73L155 74ZM168 75V74H167ZM177 75V74H176ZM188 76H189V74H187ZM192 75H194L193 73H192ZM198 75H199V73H198ZM217 75V74H216ZM249 75V74H248ZM248 75L247 76H245L246 78H248ZM144 76V75H143ZM146 76V75H145ZM183 76H185V74H183ZM200 76V75H199ZM201 76H203V75H201ZM207 76L209 77H214V73H212L211 74V72H210V75L209 74H207ZM243 76V75H242ZM250 76V75H249ZM130 77H131V75H130ZM129 77V78H130ZM149 77H151V75L149 76ZM205 77V76H204ZM210 77H209V80H210ZM215 77H217V76H215ZM254 77V76H253ZM256 77V76H255ZM257 77H259L258 75H257ZM107 78H109V80L108 81H106V79ZM148 78V77H147ZM146 78V79H147ZM167 78H169V76L167 77ZM201 78V77H200ZM245 78V79H246ZM262 78V77H261ZM171 79V78H170ZM186 78H183L182 77V75H178V77L175 79V82H173V85H176L175 87H179V88H181V87H183L184 85L186 86V83H182L184 80H185ZM202 80H203V78H201ZM217 79V78H216ZM219 79V78H218ZM228 80H229V78H227ZM125 80V79H124ZM123 80V81H124ZM141 80V79H140ZM150 79H148L147 81H149ZM173 80H174V78H173ZM188 81H190V80H192L191 78H189V79H187ZM193 80H194V78H193ZM227 80V81H228ZM246 80H248V79H246ZM153 81V80H152ZM260 81V80H259ZM143 82H145V80L143 81ZM149 82H151V81H149ZM193 82V81H192ZM192 82H190V83H192ZM197 82H198V80H197ZM196 82V83H197ZM124 83H126V80H125V82ZM159 83V82H158ZM195 83V82H194ZM202 83V82H201ZM200 83V84H201ZM214 83H215V85L216 84H220L218 81L217 82H214V79L212 80V82H211V84L212 85H214ZM135 84H137V82L135 83ZM146 84V83H145ZM156 84V83H155ZM154 84V85H155ZM237 84V83H236ZM242 84V83H241ZM245 84H247V83H245ZM119 85H120V83H119ZM118 85V86H119ZM129 85V84H128ZM144 85V84H143ZM214 85V86H215ZM229 85H231V84H229ZM235 85V84H234ZM254 85V84H253ZM258 85H261L260 83L258 84ZM139 86H140V83H139ZM194 86V85H193ZM238 86V85H237ZM247 86H248V89H249V85L247 84ZM120 87V86H119ZM186 87H188V86H186ZM221 87V86H220ZM231 87V86H230ZM133 88H134V86H133ZM132 88V89H133ZM150 88H152V87H150ZM179 88H178V90H179ZM213 88V87H212ZM255 88H256V90H261L262 88L260 87V86H255ZM123 89V88H122ZM127 89V88H126ZM185 89V88H184ZM195 89H198V88H195ZM131 90V89H130ZM152 89H150V91H151ZM158 90V89H157ZM165 90H167V89H165ZM194 90V89H193ZM210 90H211V88H210ZM239 90V89H238ZM242 89H240V91H241ZM251 90H253V89H251ZM129 91V90H128ZM127 90H126V92H128ZM135 91V90H134ZM213 91V90H212ZM152 92H153V90H152ZM140 93V92H139ZM182 93V92H181ZM231 93H234V92H231ZM253 93V92H252ZM100 94H102L103 95V97H102V99H100L101 97H99V95ZM235 94V93H234ZM125 95V94H124ZM145 95V94H144ZM157 95V94H156ZM204 95V94H203ZM241 95V94H240ZM257 96H258V94H256ZM206 96V95H205ZM256 96V97H257ZM137 97V96H136ZM124 98H125V96H124ZM135 98V97H134ZM139 100H144L145 98H143V97H141V96H139V97H137ZM236 98V97H235ZM235 98H228L229 100L231 99V103L230 104H228V103H224V102H217L216 101V103L215 102H213V101H211V97H205L204 98V100H208L207 101V103H204V105H202V106H193L192 108H191V110L190 111H187V110H185V111H183L182 113H179V115H180V117H181V120L183 119V120H185V121H177V122H175L173 125H171V124H168L167 126L166 125H164L165 127H162V128H158V126H160V125H158V126H156L155 128L153 127V128H151L152 129V131H150L151 129H149L150 127H145L144 129H142L141 128V130L142 131H140L141 133L142 132H144L145 131V129L146 128H148L149 129V131L152 133V135L153 136H160V137H162V139L160 138V139H158L159 141H157L156 140V147H154V148H151L152 146H150V144L148 145L147 144V141L150 139H148V135L145 137L146 139H148V140H146V143H145V145H144V147L146 146V145H148L151 149H152V151L153 152H156V149L157 148H159L158 147V145L157 144H161V146H160V148H163V147H165V149L167 150V152L165 151V154H167L166 155V159L165 158H163L162 157V159H164V161H166L167 160V158H169L170 160L169 161H166V162H170L171 161V158L174 156L173 154L175 153V155L177 156V158L175 159L176 160V162L177 161H179L180 160V162H181V164L179 163L177 166H179V167H181L180 169H178V168H176V170H173V172L175 171V172H177V169L178 170H180V172H178V174H180L182 171H183V173H184V176L183 175H179V177H178V179H180V176L182 177L181 178V180H182V182L179 180L178 182H181V185H183V184H185V183H190V182H193L194 184L193 185H197L198 184V186L200 187H202L203 189H205V187H208L209 188V185L211 186V185H213V186H215L216 184H217V187H218V183H219V181L221 180V184H222V187H224L225 186V188H226V192L225 193H227V197H228V199H229V201L231 200V201H233V202H237L238 204H239V202H240V205H237L235 208H236V210L238 209V211H239V209H240V207H242L241 206V201H243L245 198H248V197H246V195H247V192L248 191H255V194H253V196H251V195H249V196H251L252 198H256L257 199V197H255V196H258V199H259V194L260 193H262L263 195H264V190H263V192H262V189H264V142H261L262 140H264V110H262L261 111V108L259 107L260 105L259 104H257V102L260 100V101H263L262 100V98H259V100L258 99H254V103H253V106H252V112H250L249 110L250 109H247L246 107H241V106H237L236 104H235V102H236V100H235ZM245 98H246V96H245ZM248 98V97H247ZM255 98V97H254ZM132 99V98H131ZM148 99H150V98H148ZM191 99V98H190ZM123 100V99H122ZM171 100H173L172 98H171ZM187 101V100H186ZM248 101V100H247ZM166 102V101H165ZM191 102V101H190ZM199 102V101H198ZM201 102V101H200ZM206 102V101H205ZM249 102V101H248ZM119 103V102H118ZM161 103V102H160ZM167 103H169V102H167ZM175 103V102H174ZM262 103V102H261ZM260 103V104H261ZM166 104V103H165ZM178 105V104H177ZM1 106V107H2ZM10 106V107H11ZM120 106V105H119ZM172 106V105H171ZM182 106V105H181ZM248 106V105H247ZM250 106V107H251ZM9 107V106H8ZM12 108V107H11ZM124 108V107H123ZM155 108V107H154ZM260 108V109H259ZM1 109V108H0ZM142 109L143 108H141V107H137V110H139L140 112L139 113H136V116L137 117H140V116H147L146 114H143V112H142ZM263 109V108H262ZM116 110V109H115ZM155 110V109H154ZM162 110V109H161ZM165 110V109H164ZM258 110V111H257ZM131 111V110H130ZM171 111V110H170ZM257 113H255V112ZM122 112V111H121ZM263 112V113H262ZM5 113H6V111H5ZM10 113V112H9ZM112 113H113V115H112ZM149 113H151L150 111H149ZM174 113V112H173ZM3 114V113H2ZM148 114V113H147ZM162 114H164V117H165V119H168V118H170V114L169 113H167V114H165V113H162ZM175 114V113H174ZM173 114V115H174ZM18 115V114H17ZM112 115V116H111ZM173 115H171V116H173ZM178 115V116H179ZM174 117V116H173ZM19 118V117H18ZM157 118V117H156ZM191 118H193V120H189V119H191ZM256 119V120H252V119ZM2 119V118H1ZM155 119V118H154ZM158 119V118H157ZM175 119V118H174ZM12 120V119H11ZM9 121V120H8ZM16 121V120H15ZM133 121H134V119H133ZM136 121V120H135ZM162 121V120H161ZM161 121H157L156 123H162ZM164 121V120H163ZM166 121V120H165ZM170 121V120H169ZM83 122V121H82ZM86 122V121H85ZM101 122V121H100ZM148 122H150L149 120H148ZM24 123V122H23ZM26 123V124H27ZM142 123V122H141ZM12 124V123H11ZM21 124H22V121H21ZM81 124V123H80ZM95 124V123H94ZM97 124V123H96ZM99 124V123H98ZM112 124V123H111ZM124 124V123H123ZM146 123H144V124H142V125H145ZM150 124H151V122H150ZM13 125V124H12ZM19 125H20V123H19ZM57 125H59V124H57ZM66 125V124H65ZM107 125V124H106ZM109 125V124H108ZM147 125V124H146ZM163 125H161V126H163ZM15 126V125H14ZM20 126H22V125H20ZM30 126V125H29ZM67 126V125H66ZM152 126V125H151ZM155 126V125H154ZM1 127H4L3 125L1 126ZM9 127H10V125L8 124V129H9ZM132 127V126H131ZM135 127V126H134ZM5 128V127H4ZM24 128V127H23ZM61 128H63V127H61ZM94 128V127H93ZM125 128V127H124ZM138 128V127H137ZM31 129V128H30ZM29 129V130H30ZM41 130H43V129H47V126L46 125H43V126H41V128H40ZM54 129V128H53ZM127 129V128H126ZM140 129V128H139ZM13 130H14V127H13ZM23 130V129H22ZM27 130V129H26ZM65 130V129H64ZM114 130V129H113ZM132 130H133V128H132ZM138 131V129H135V131L134 132H137ZM144 130V131H143ZM147 130V129H146ZM118 131V130H117ZM129 131H131V130H129ZM15 132V131H14ZM13 131H12V129H11V133H14ZM28 132V131H27ZM31 132V131H30ZM63 132V131H62ZM148 132V131H147ZM4 134H5V132H3ZM23 133V132H22ZM33 133H35L34 131H33ZM163 133V135H161ZM8 133L6 132V135H7ZM128 134H130V133H128ZM13 135V134H12ZM141 135V134H140ZM3 136V135H2ZM25 136V135H24ZM24 136H22V137H24ZM138 136V135H137ZM136 136V137H137ZM143 136V135H142ZM158 136V137H159ZM0 137H1V135H0ZM3 137H5V135L3 136ZM9 137H12L11 136V134L9 135ZM164 137H166L167 139L169 138L170 139V141H169V143L170 144H168L167 146H166V141H165V139H164ZM7 138V137H6ZM18 138V137H17ZM30 138V137H29ZM48 138V137H47ZM10 139V138H9ZM22 139V138H21ZM1 140H2V137H1ZM13 140H14V138H13ZM34 140V139H33ZM47 140V139H46ZM142 140L144 141V138H142ZM14 141H16V140H14ZM45 141V140H44ZM43 141V142H44ZM137 141L139 142L140 140H138V138H137V140H136V143H137ZM142 141V142H143ZM5 142V141H4ZM3 142V143H4ZM19 142V141H18ZM149 142V141H148ZM158 142V143H157ZM161 142V143H160ZM168 142V141H167ZM140 143V145H142V147H143V144H144V142H143V144H141V142H139ZM6 144V143H5ZM9 144V143H8ZM13 144H14V142H13ZM11 145V144H10ZM15 145V144H14ZM139 145V147H137V145H136V147L137 148H140L141 146ZM6 147V146H5ZM9 147V146H8ZM19 147H21V145L19 146ZM116 147V146H115ZM123 148H124V146H122ZM122 147H120V150H122ZM148 147V148H149ZM4 148V147H3ZM13 148H15L14 146H13ZM17 148V147H16ZM15 148V149H16ZM27 148V147H26ZM39 148V147H38ZM117 148V147H116ZM136 148V149H137ZM147 148V150H149ZM160 148H159V150H160ZM5 149V148H4ZM12 149V148H11ZM14 149V150H15ZM18 149V148H17ZM127 149V148H126ZM125 149V150H126ZM142 149V152L144 153L145 152V149H143V148H141ZM8 150H9V148H8ZM51 150H52V147H51ZM115 150V149H114ZM118 150V149H117ZM135 150V149H134ZM144 150V151H143ZM146 150V151H147ZM158 150V149H157ZM1 151V150H0ZM4 152L6 151V150H3ZM19 151V150H18ZM23 151H24V149H23ZM26 151V150H25ZM32 151V150H31ZM126 151H130L129 149H127ZM126 151H124V152H126ZM137 151V150H136ZM136 151H134V152H136ZM151 151V152H152ZM164 151V149L162 150V152ZM3 152V153H4ZM7 152V151H6ZM9 152V151H8ZM50 152V151H49ZM113 152V151H112ZM112 152H110V154H113L114 152L116 153V150L112 153ZM118 152V151H117ZM120 152V151H119ZM118 152V153H119ZM148 152H150V151H148ZM150 152V153H151ZM11 153V152H10ZM15 153H17V152H15ZM24 153V152H23ZM36 153V152H35ZM45 153V152H44ZM114 153V154H115ZM128 154H130L131 152H127ZM25 154V153H24ZM124 154V153H123ZM127 154V155H128ZM139 154V153H138ZM137 153H136V157H137V155H138ZM163 154V153H162ZM161 154V155H162ZM14 155V154H13ZM116 155V154H115ZM114 155V156H115ZM131 156H132V153L130 154ZM2 156V155H1ZM124 156V155H123ZM139 156H141V158H143L142 156H145L144 154H140V155H138V158H139ZM148 155H147V153H146V157H147ZM152 156V155H151ZM150 156V157H151ZM162 156H164V155H162ZM146 157L145 158H143V159H145L146 161H147V159H149L148 157H147V159H146ZM160 156H158V158H159ZM126 158H128V157H126ZM140 158V159H141ZM161 158V157H160ZM174 158V157H173ZM21 159V158H20ZM121 159H123V157H121L120 158V160ZM130 159V158H129ZM137 159V158H136ZM31 160V159H30ZM115 160V159H114ZM119 160V161H120ZM132 160V159H131ZM134 160V159H133ZM144 160V161H145ZM108 161V160H107ZM128 161V160H127ZM141 161V160H140ZM159 161V160H158ZM161 162L163 161V160H160ZM163 161V162H164ZM172 163L174 164V160L172 159ZM17 162V161H16ZM123 162V161H122ZM124 162H126L125 161V159H124ZM130 162V161H129ZM135 162V161H134ZM133 161H132V166L131 167H133L134 168V166L133 165H135L136 163H134ZM136 162H138V160L136 161ZM143 162V161H142ZM162 162V163H163ZM175 162V163H176ZM115 163H117L116 161H115ZM119 163V162H118ZM116 164V165H119V164ZM134 163V164H133ZM141 163V162H140ZM144 163V162H143ZM152 163V162H151ZM157 163V162H156ZM128 164V163H127ZM130 164V165H131ZM170 164H171V162H170ZM169 164V165H170ZM173 164L172 165H170V166H172V169H173ZM99 165V164H98ZM111 165V164H110ZM130 165H128L129 167H130ZM139 165V163L138 164H136V166H138ZM146 165V164H145ZM152 165V164H151ZM157 165H159V162H158V164ZM163 165V164H162ZM162 165H160V167H162ZM167 165H168V163H167ZM122 166H124V163H122V165L121 166H119V167H122ZM140 166V165H139ZM164 166V165H163ZM170 166H167V168L169 167L170 168ZM183 166V167H182ZM95 167V166H94ZM127 167V166H126ZM151 167V166H150ZM154 167V166H153ZM156 167V166H155ZM154 167V168H155ZM160 167H159V170H160ZM164 167H166V163H165V166ZM176 167V166H175ZM100 168V167H99ZM146 168V167H145ZM163 168V167H162ZM130 169V168H129ZM141 169H144V168H141ZM153 168H151L150 170H149V172L150 171H152L153 172V170H152ZM155 169H157L158 170V167L157 168H155ZM154 169V170H155ZM120 169H118V171H119ZM122 170H123V168H122ZM122 170H120V172L122 171ZM125 170H126V168H125ZM146 170V172H147V169H145ZM169 170H171V168L169 169ZM156 171V170H155ZM162 171H163V169H162ZM162 171H161V173H162ZM166 171V170H165ZM164 171V172H165ZM106 172V171H105ZM115 172V171H114ZM117 172V171H116ZM120 172H119V175H121L120 174ZM123 173L125 172V171H122ZM152 172H150V173H152ZM158 172V171H157ZM171 172H172V170H171ZM111 173V172H110ZM118 173V172H117ZM154 173H156V172H153L152 174L153 175H155ZM12 174V173H11ZM116 174V173H115ZM142 174V173H141ZM164 174V173H163ZM163 174H161V175H159V176H161L162 177V175ZM169 175H170V171H169V173H168ZM145 175V174H144ZM148 174H146V176H147ZM153 175H152V177H153ZM158 175V174H157ZM23 176V175H22ZM118 176V175H117ZM131 176V175H130ZM149 176V175H148ZM171 177H172V175H170ZM71 177V176H70ZM150 177V176H149ZM149 177H146V178H149ZM151 177V178H152ZM164 177V176H163ZM175 177V176H174ZM47 178V177H46ZM112 178V177H111ZM119 178H121L120 176H119ZM137 178V177H136ZM159 178V177H158ZM157 178V179H158ZM208 178H212V181H211V179L208 181V182H206V180L208 179ZM17 179V178H16ZM70 179V178H69ZM155 179V178H154ZM162 179V178H161ZM160 179V180H161ZM164 179V178H163ZM174 180L176 179V178H173ZM71 180V179H70ZM69 180V181H70ZM121 180H122V178H121ZM129 180V179H128ZM148 180V179H147ZM150 180V179H149ZM152 180H153V178H152ZM152 180H150V183L149 184H151V181ZM156 180V179H155ZM153 180L152 182L153 183H155V182H157L158 180ZM164 180H166V179H164ZM171 180H172V178H171ZM163 181V180H162ZM101 182V181H100ZM116 182V181H115ZM39 183V182H38ZM63 183V182H62ZM67 183H69V182H67ZM152 183V184H153ZM163 183V182H162ZM70 184V183H69ZM68 184V185H69ZM71 184H72V182H71ZM148 184V185H149ZM151 184V185H152ZM156 184V183H155ZM159 184V183H158ZM167 184V183H166ZM171 184H173V182L171 183ZM174 184L175 185H177V183H175V181H174ZM174 184L171 186L172 188H174L175 189V187H173L174 186ZM180 184V183H179ZM201 184V185H200ZM220 184V185H221ZM62 185V184H61ZM79 185V184H78ZM120 185V184H119ZM163 185V184H162ZM189 184H187V186H188ZM191 185V184H190ZM192 185V188L194 187ZM37 186V185H36ZM35 186V187H36ZM66 186V185H65ZM64 185H63V187L64 188H66ZM153 186V185H152ZM179 186V188L181 187V189H183L184 188V185H183V188H182V186H180V185H177L176 186V188ZM55 187V186H54ZM59 187V186H58ZM63 187L61 186V188L63 189ZM151 187V186H150ZM154 187H156V189H158L159 187V189H160V192L162 191L163 192V188L161 189V185H156V186H153L152 188H154ZM163 187V186H162ZM165 187H167V185L165 186ZM164 187V188H165ZM97 188V187H96ZM152 188H150V189H152ZM188 188V187H187ZM212 188V187H211ZM224 188V189H225ZM31 189V188H30ZM52 189H54V188H52ZM58 189V188H57ZM155 189V188H154ZM154 189H152L153 191H154V193L156 192V193H158V191H156V190H154ZM168 189V188H167ZM190 189V188H189ZM196 189V188H195ZM194 189V190H195ZM200 189V188H199ZM199 189H197V190H199ZM221 189H223V188H221ZM45 190V189H44ZM56 190V189H55ZM152 190H150L151 192H152ZM170 190H171V188H170ZM177 189H175L174 190V192H176L175 193V195L173 194V196H171V197H173V199L175 200V198L176 197H174V196H177L176 194H179L177 191H176ZM196 190V191H197ZM202 190V189H201ZM200 190V191H201ZM207 190V189H206ZM218 190H219V188H218ZM45 191H48V190H45ZM81 191V190H80ZM168 191V190H167ZM182 191V190H181ZM190 192L192 191L191 189L189 190ZM200 191H198L196 194H197V197H196V195H195V198H198L200 201H203V200H205V198H204V195H203V192H204V190H202L201 192ZM209 190H207V192H208ZM212 191H213V188H212V190H211V192H209L210 194L212 193ZM51 192V191H50ZM53 192V191H52ZM99 192V191H98ZM150 192V193H151ZM159 192V193H160ZM161 192V193H162ZM186 193L188 192V190L187 191H185ZM190 192H188L187 194H189ZM160 193V195H162ZM170 193H172L171 191H170ZM166 194V193H165ZM163 195V197H164V199L166 198L165 196L166 195ZM181 194V193H180ZM179 194V195H180ZM191 195L192 194H194V192L193 193H190ZM205 194V193H204ZM210 194L208 195L209 197H210ZM217 194H219V193H217ZM249 194V193H248ZM127 195V194H126ZM150 195H153V194H150ZM155 195H157V194H155ZM186 195V194H185ZM225 195V194H224ZM255 195V196H254ZM32 196V195H31ZM36 196V195H35ZM105 196V195H104ZM168 196V195H167ZM190 196V195H189ZM189 196H188V198H189ZM194 196V195H193ZM205 196H206V194H205ZM211 196H214L213 195V193H212V195ZM221 196V195H220ZM223 196V195H222ZM221 196V197H222ZM30 197V196H29ZM153 197L154 196H152V198H150V196H149V198H150V200H152L153 201ZM184 197V194H183V196H179L178 198H179V200H180V198H182V201H183V198ZM215 197V196H214ZM218 197H219V195H218ZM55 198H56V196H55ZM108 198V197H107ZM158 198H161V199H163L162 198V196L160 197H158ZM178 198H176L177 200H178ZM186 198H187V195H186ZM193 198V197H192ZM195 198H194V200H192V201H190L189 199H184V200H186L185 201V203H187L188 201H190L189 203L191 204V202L193 203L194 201L195 202H198L197 200H195ZM206 198H208V197H206ZM220 198V197H219ZM218 198V199H219ZM30 199V198H29ZM35 200H36V197L34 198ZM56 199H58V198H56ZM156 197L154 198V204L155 205H157V203H159V201L157 202L156 200ZM160 199V202L161 201H165V200H161ZM169 198L167 197L166 198V201L168 200ZM190 199H191V196H190ZM210 199H212V198H210ZM225 199V198H224ZM44 200V199H43ZM178 200V201H179ZM188 200V201H187ZM222 200H223V198H222ZM221 200V201H222ZM246 200V199H245ZM244 200V201H245ZM249 200H250V198H249ZM28 201H31V200H27V202ZM56 201V200H55ZM60 201V200H59ZM59 201L57 200V202L58 203H56V205L58 204L59 206H60V203H59ZM156 201V202H155ZM165 201V202H166ZM169 201V202H168ZM166 203H170L171 202V204L173 203L171 200H168ZM182 201H181V203H182ZM213 201V200H212ZM221 201H220V203H221ZM224 201H227V200H224ZM230 201V202H231ZM243 201V202H244ZM261 201H263L264 202V200H261ZM26 202V201H25ZM34 202H38L37 200L36 201H34L33 200V204L32 205H35L34 204ZM52 202H53V200H52ZM52 202H50V203H52ZM95 202V201H94ZM112 202V201H111ZM165 202H164V204H165ZM175 203L177 202V201H174ZM184 202V201H183ZM194 202V203H195ZM204 202H206V200L204 201ZM203 202V203H204ZM208 202V201H207ZM206 202V203H207ZM218 202V201H217ZM249 202V201H248ZM247 202V204L248 205H250V206H253L251 203H248ZM259 202V200H257V203ZM263 202H260V203H263ZM49 203V202H48ZM55 203V202H54ZM162 203V202H161ZM178 203V202H177ZM180 203V204H181ZM189 203L186 205V206H188L189 205ZM211 203H213V202H210L209 204H211ZM227 203H229L228 201H227ZM257 203H254V200H253V204H257ZM160 204V203H159ZM157 205L159 208L160 207H163L164 205ZM163 204V203H162ZM171 204H170V206H169V209L171 210V212H174L175 214L177 213L178 214V210H180V208H182V206H180V204H177L176 206L179 208V209H176V211H174V208H175V204H172V207H173V205H174V207L172 208L171 207ZM208 204V205H209ZM214 204V203H213ZM245 204V203H244ZM264 204V203H263ZM24 205H27V204H24ZM43 205V204H42ZM44 205H46L45 203H44ZM55 205V204H54ZM91 205V204H90ZM102 205V204H101ZM149 205H150V201H149ZM166 205V204H165ZM168 205V204H167ZM181 205H183V204H181ZM194 205H196V203L194 204ZM203 205V204H202ZM202 205H201V208L203 209V207H202ZM228 205H230V203L228 204ZM20 206H22V205H20ZM47 206V205H46ZM52 206V205H51ZM191 206V205H190ZM207 206V205H206ZM205 206V207H206ZM235 206V205H234ZM247 206V205H246ZM259 206H260V204H259ZM258 206V207H259ZM54 209H52V210H55V209H57V211H59V207L57 206V207H55V206H52ZM149 207V206H148ZM154 207V206H153ZM153 207H151V208H153ZM157 207V210L159 209ZM196 207V206H195ZM219 207H220V205H219ZM222 207V206H221ZM226 208H227V206H225ZM231 207V206H230ZM253 207H255V205L253 206ZM25 208V207H24ZM34 208H37V206H34L33 207V209ZM39 209L41 208V207H38ZM44 208V207H43ZM172 208V209H171ZM190 208V207H189ZM188 208V213L190 212V210L193 208V204H192V206H191V208L189 209ZM208 208V207H207ZM242 208H244V207H242ZM241 208V209H242ZM246 209L245 210H247L249 207H245ZM256 208V207H255ZM20 209H21V207H20ZM33 209H32V211L31 212H29V213H32L33 212ZM39 209H36V210H39ZM42 209V208H41ZM40 209V210H41ZM150 209V208H149ZM164 209V208H163ZM162 209V210H163ZM201 209V210H202ZM212 209V208H211ZM223 209H225V208H223ZM241 209H240V211H241ZM258 209V208H257ZM257 209H255V212H252V214H255V216H257L256 214H257ZM260 209H261V211H260ZM26 210H27V207H26ZM35 210V211H36ZM43 210H45V208L43 209ZM50 210V209H49ZM51 210V211H52ZM140 210V209H139ZM160 210H161V208H160ZM169 210V211H170ZM183 210V212L182 213H185L186 212V210L184 211V209H182ZM193 210V209H192ZM197 210V209H196ZM196 210H194V213L196 212ZM205 210V209H204ZM227 210V209H226ZM234 210V209H233ZM232 209H231V211H233ZM250 210V209H249ZM35 211H34V213H35ZM164 211H165V209H164ZM168 211V210H167ZM221 211V210H220ZM223 211V214L225 215V213H226V217H230V215H228L227 214V212H228V210H227V212H224V210H222ZM242 211H243V209H242ZM254 211V210H253ZM258 211H260L258 214H259V216H260V213H262V215H264V209L263 208H261V206H260V208H259V210ZM23 212H24V210H23ZM41 212V211H40ZM39 212V213H40ZM60 212V211H59ZM150 212H151V214L153 213L151 210H150ZM181 212H179V213H181ZM201 213H202V211H200ZM204 212V211H203ZM207 212H211V211H207ZM217 212V211H216ZM236 212V211H235ZM27 213V212H26ZM42 213L44 214V211H42ZM42 213H40V217H41V215H42V217H44L45 218V215H43ZM84 213H86V211H84L83 212V214ZM89 213V212H88ZM156 213H157V211H156ZM156 213H154V214H156ZM161 213V212H160ZM166 213V212H165ZM165 213H164V215H165ZM169 213V212H168ZM167 213V214H168ZM187 213V212H186ZM198 212H196V214H197ZM201 213H200V215H197V216H201ZM229 213V212H228ZM233 213V212H232ZM241 213H244V211L243 212H241ZM246 213V212H245ZM251 212H249L248 214H250ZM15 214V213H14ZM14 214H12V215H14ZM24 214V213H23ZM38 213H36V215H37ZM52 214H53V218L54 217H56V216H54V211H52ZM52 214H51V216H52ZM141 214V213H140ZM151 214L149 213V218H150V223L151 222H153L152 221V219H151ZM153 214V216H155ZM163 214V213H162ZM162 214H161V216H162ZM177 214L175 215V217L177 216ZM230 214H231V212H230ZM234 214V213H233ZM240 214V213H239ZM28 215V214H27ZM36 215H34V216H36ZM55 215H57V213L55 214ZM85 215V214H84ZM179 215V214H178ZM182 216H180L179 218H181V220L182 219H184V221H188V218H186L185 217V215L184 214H181ZM183 215H184V218H183ZM190 215H193V213L191 214V212H190ZM202 215H204V214H202ZM224 215H222V216H224ZM241 216L243 215L244 216V214H240ZM251 215V214H250ZM21 216H23L22 214L20 215V217ZM32 216V215H31ZM31 216H29L30 218H31ZM38 216V215H37ZM50 216V217H51ZM125 216V215H124ZM156 216H159L160 217V214H159V211H158V214H156ZM156 216H155V218L154 219H156L157 220V218H159V217H157L156 218ZM170 216V215H169ZM174 216V215H173ZM219 216V215H218ZM241 216H233V217H241ZM253 216V217H252ZM254 215H251V217H248V220H247V224L246 223H244L243 221H242V223L243 224H245V225H247V226H249V221H250V219L249 218H252L253 220H254V218L255 219H258V218H256ZM19 217V218H20ZM42 217L40 218L41 220H42ZM58 218H59V214H58V216H57ZM57 217L55 218L56 220H57ZM165 217V218H164ZM163 217V219H168V218H166V216H164ZM188 217H189V215H188ZM204 216H202L201 218H203ZM220 217H221V215H220ZM247 217H245V218H247ZM3 218V217H2ZM9 218V217H8ZM13 218V217H12ZM11 218V219H12ZM21 218H23L24 219V217H21ZM27 218H28V216H27ZM33 218V217H32ZM98 218V217H97ZM128 218V217H127ZM153 218V217H152ZM192 219H193V217H191ZM245 218H243V220L245 219ZM260 218H261V216H260ZM263 218V217H262ZM146 219V218H145ZM161 219V218H160ZM162 219V220H163ZM174 219L175 218H173L172 217V221H174ZM178 219V218H177ZM177 219H175L176 221L175 222H177ZM187 219V220H186ZM190 219V218H189ZM195 219V218H194ZM199 219V218H198ZM195 220L196 222L198 221L199 222V220ZM204 219V218H203ZM206 219V218H205ZM209 219V218H208ZM228 219V218H227ZM19 220V219H18ZM32 220V219H31ZM30 220V221H31ZM36 220H38V219H36ZM217 220H219V219H217ZM216 220V222H218ZM239 220V219H238ZM237 219H236V221L238 222H235V224H240V222L238 221ZM259 221L261 220V219H258ZM264 220V219H263ZM9 221V220H8ZM20 221L22 222L23 220H21L20 219ZM42 221H45V220H42ZM139 221V220H138ZM164 221V220H163ZM163 221H162V223H163ZM168 221V220H167ZM166 221V222H167ZM171 221V222H172ZM205 221V220H204ZM212 221V220H211ZM223 221V223H224V221H227L226 219L225 220H222ZM228 221H230V223H231V220H229L228 219ZM234 221H235V219H234ZM245 221V220H244ZM1 222V221H0ZM27 222V221H26ZM26 222L24 221V222H22L23 223V227L24 226H26V225H24V223L26 224ZM38 222H40V221H38ZM38 222L36 223V224H38ZM166 222H165V224H166ZM179 222V221H178ZM177 222V223H178ZM189 222H191L190 220H189ZM202 222V221H201ZM201 222L199 223V225L201 224ZM213 222V221H212ZM254 222V221H253ZM252 221H251V223H253ZM264 222V221H263ZM45 223V222H44ZM49 223V222H48ZM50 225H49V227L48 228H50V227H52L54 224V220H53V223H52V221H50ZM100 223V222H99ZM115 223V222H114ZM129 223V222H128ZM149 223V222H148ZM168 223V222H167ZM170 223V222H169ZM173 223V222H172ZM172 223H170L171 225H172ZM176 223V224H177ZM182 224H183V222H181ZM214 223V222H213ZM234 223V222H233ZM240 224V225H238V226H241V225H243V224ZM259 223V222H258ZM19 224V223H18ZM31 224V223H30ZM53 224V225H52ZM153 224H155V223H153ZM159 224V223H158ZM164 223H163V225H165ZM169 224V227H170V229L172 228L171 227V225ZM179 224V223H178ZM185 224V223H184ZM225 224V223H224ZM229 224V223H228ZM254 224V223H253ZM260 225V227H258L259 229L261 228V231H262V228L264 229V227H262L261 225H264L263 223H259ZM28 225H29V223H28ZM32 225H33V222H32ZM32 225H30L29 227H31ZM39 225V224H38ZM40 225H41V222H40ZM39 225V227H42V225L40 226ZM52 225V226H51ZM157 225V224H156ZM160 225H162V224H160ZM162 225V227H165V226H163ZM187 226L189 225V223L188 224H186ZM195 225V224H194ZM198 225V224H197ZM198 225V226H199ZM254 225H256V221H255V224ZM9 226V225H8ZM21 226V225H20ZM47 226V225H46ZM55 226V225H54ZM52 227L50 230H51V232H52V229H54L55 227ZM150 226L152 227L153 225H152V223L150 224ZM192 226V225H191ZM196 226V225H195ZM200 226H205V222H204V225H200ZM214 226H215V224H214ZM213 226V227H214ZM230 226H232V227H235L236 228V230L239 228V227H237V226H233V224L232 225H230ZM244 226V225H243ZM243 226H242V228H243ZM251 227H253V225H250ZM33 227L34 226H32V229H33ZM154 227V228H153ZM152 228H153V233L155 232L154 231V229H156L157 228V226H156V228H155V225L153 226ZM168 227V226H167ZM168 227V228H169ZM177 227H180L179 225L177 226ZM176 227V228H177ZM185 227V226H184ZM183 227V228H184ZM190 227V226H189ZM189 227H188V229H189ZM206 227V226H205ZM204 227V228H205ZM250 227V228H251ZM43 228V227H42ZM41 228V229H42ZM47 228V227H46ZM166 228V227H165ZM175 227H173V231H175L174 229H176ZM195 228V227H194ZM210 228V227H209ZM208 228V230H210ZM215 228H216V226H215ZM214 228V229H215ZM234 228V229H235ZM24 229V228H23ZM41 229H39V230H41ZM159 229V228H158ZM178 229V228H177ZM180 229L181 228H179V231H180ZM186 229H187V227H186ZM199 229V228H198ZM197 229V230H198ZM201 229V228H200ZM213 229V228H212ZM212 230L213 232L215 231V230ZM230 229H232L231 227H230ZM244 229V228H243ZM252 229H255L256 230V228L255 227H253V228H251V231H252ZM259 229H257V230H259ZM119 230V229H118ZM136 230V229H135ZM150 230V229H149ZM148 230V231H149ZM159 230H161V227H160V229ZM163 230V229H162ZM161 230V231H162ZM192 230V229H191ZM202 230V229H201ZM227 230V229H226ZM246 231H247V229H245ZM20 232L22 231V230H19ZM36 231V230H35ZM35 231H32V232H35ZM45 231V230H44ZM54 231V230H53ZM117 231V230H116ZM115 231V232H116ZM173 231H171L170 230V232L168 231L167 233V235H166V237H165V239L167 238V236H168V238H169V236L170 235H172V234H170L169 235V233H172ZM177 231V230H176ZM176 231L174 232V234H173V236H175V233H176ZM193 232L195 231L194 229L192 230ZM200 231V230H199ZM205 231V230H204ZM238 231V230H237ZM245 231V232H246ZM1 232V231H0ZM3 232V231H2ZM24 232V231H23ZM42 233H43V231H41ZM40 232V233H41ZM46 232V231H45ZM50 232V231H49ZM49 232H46V234H44L46 237H45V239L47 238V235L49 234ZM58 231H56V229H55V231L54 232H52V233H50L49 235H53V233H54V235L56 234V235H58V234H60V233H57ZM112 232V231H111ZM152 232V231H151ZM166 231H164V233H165ZM178 232V231H177ZM229 232V233H228ZM228 234H229V238H231L230 236H232L233 237V240H231V239H229V241L231 240V242L232 243H234L236 240H239V242L241 243V239H238V238H241V237H235V234L234 233H236V231H230V230H228ZM230 232H232V233H230ZM242 232H244V231H242ZM248 232V231H247ZM246 232V233H247ZM256 232H258V231H256ZM263 232H264V230H263ZM8 233V232H7ZM15 233V232H14ZM39 233V234H40ZM42 233H41V236L40 237H42L43 235H42ZM48 233V234H47ZM159 234H161L160 233V231L158 232ZM184 235H183V234ZM190 233V232H189ZM197 233V232H196ZM205 233H206V231H205ZM215 233V232H214ZM213 233V234H214ZM226 232L224 233V234H222V236L220 235L221 234V232L219 233V235H220V237L219 238H217V239H220L221 237H223V235H228ZM246 233H245V235H244V237H245V239H244V241H245V243L247 244V239H248V236H250V235H246ZM252 234H253V232H251ZM259 233H260V231H259ZM24 234V233H23ZM28 234V233H27ZM31 234V237L30 238H33L34 237V233H30ZM33 234V235H32ZM64 234V233H63ZM68 235V233H65V236H67ZM180 234H182V236L183 237H181V239H183V238H185L184 236L186 235L184 232H181ZM198 234V233H197ZM212 234V233H211ZM231 234V235H230ZM234 234V235H233ZM243 234V233H242ZM262 235H263V233H261ZM25 235V234H24ZM24 235H23V237H24ZM36 235V234H35ZM51 235V236H52ZM61 235V234H60ZM59 235V236H60ZM131 235V234H130ZM129 235V236H130ZM148 235H149V233H148ZM154 235V234H153ZM194 235V234H193ZM192 235V236H193ZM206 235L208 236V235H210V234H207L206 233ZM217 235V234H216ZM257 235H258V233H257ZM22 236V235H21ZM26 236V235H25ZM33 236V237H32ZM59 236H58V238H59ZM69 236V235H68ZM67 236V237H68ZM78 236V235H77ZM133 236V235H132ZM150 237H151V239H149V237H147V239H149L150 241L152 240V239H154V237L152 236V234L151 235H149ZM163 234L161 235V238L159 237L157 240H159V239H162L163 237ZM181 236V235H180ZM188 236V235H187ZM190 236V235H189ZM206 236V237H207ZM246 236H247V238H246ZM252 236H254V235H252ZM8 237V236H7ZM37 236H35V238H36ZM53 237V236H52ZM61 237H62V235H61ZM60 237V239L62 240V241H64L65 243L67 242V241H65L64 240V238L62 237L61 238ZM123 237V236H122ZM153 237V238H152ZM156 237V236H155ZM177 237V236H176ZM202 237V236H201ZM215 238H216V236H214ZM228 237V236H227ZM235 237V238H234ZM259 237H260V234H259ZM262 237V236H261ZM28 238V237H27ZM30 238H28V239H30ZM35 238H33V239H35ZM58 238H56V240L58 239ZM129 238V237H128ZM127 238V239H128ZM178 239L180 238V237H177ZM188 238V237H187ZM195 238H197L196 236H195ZM226 238V237H225ZM237 238V239H236ZM250 238V237H249ZM252 238V237H251ZM250 238V239H251ZM254 238H256V237H254ZM2 239V238H1ZM14 239V238H13ZM20 239H22V238H20ZM26 239V238H25ZM23 240L24 241V245L25 244H27V243H29V242H26V240ZM37 239V238H36ZM35 239V240H36ZM41 239V238H40ZM48 239V238H47ZM53 239H55V238H53ZM70 239V238H69ZM68 239V240H69ZM119 239H122V238H119ZM170 240L172 239H174V237L172 238H169ZM168 239V240H169ZM198 239V238H197ZM204 239V238H203ZM211 239V238H210ZM236 239V240H235ZM263 239V240H262ZM261 240L262 241H264V238H262ZM6 240V239H5ZM15 240V239H14ZM72 240V239H71ZM134 240H135V238H134ZM155 240V239H154ZM169 240V241H170ZM193 239L191 238L190 239V241L189 242H191ZM207 240V239H206ZM216 240V239H215ZM221 240V239H220ZM222 240H224V238L222 239ZM235 240V241H234ZM3 241V240H2ZM16 241H18V240H16ZM16 241H14V243L16 242ZM150 241H148V242H150ZM156 241V240H155ZM163 241V240H162ZM184 241H186V239L184 240ZM196 242H194V243H197L198 241H200V240H195ZM211 241H212V239H211ZM210 241V242H211ZM228 241V242H229ZM234 241V242H233ZM254 241H255V239H254ZM259 241V240H258ZM11 242V241H10ZM22 241L20 240V244H22L21 243ZM32 242V241H31ZM35 243H37L36 241H34ZM47 242H49V241H46V244H47ZM56 242V244H59V243H61L60 242V240L57 242V241H55ZM152 242V244L154 243L153 241H151ZM157 242H160V241H157ZM168 242V241H167ZM171 242V241H170ZM173 242V241H172ZM176 242H177V240H176ZM181 242H182V240H181ZM181 242H180V244L179 243H177V244H179V245H181ZM189 242H185L186 243V245H187V243H189ZM203 242H205V241H203ZM207 242V241H206ZM216 243L214 240L212 241V243ZM223 243V245H224V243H225V241H222ZM237 242V241H236ZM251 242H252V245H253V240L251 239ZM251 242H250V244H251ZM4 243H6V242H4ZM8 243V242H7ZM14 243H11L12 245L14 244ZM17 243V242H16ZM15 243V244H16ZM51 242H49L48 244H50ZM63 243V242H62ZM68 243V242H67ZM66 243V244H67ZM75 243H77V242H75ZM80 243V242H79ZM123 243H124V241H123ZM173 243H175V242H173ZM173 243H172V245L171 246H173ZM221 243V242H220ZM219 243V241H218V244H219V246L220 245H222V244H220ZM230 243V242H229ZM245 243L243 242L242 244H244L243 245V247L245 246ZM249 243V242H248ZM264 243V242H263ZM34 244V243H33ZM47 244V245H48ZM66 244H65V246H66ZM149 244L150 243H147V245L149 246ZM164 244V243H163ZM162 244V245H163ZM167 244V246H168V243H166ZM191 244V243H190ZM193 244V243H192ZM197 244H200V242H198ZM197 244H195V245H197ZM204 244H206V243H204ZM217 244V245H218ZM226 244H228L227 243V240H226ZM259 244V243H258ZM257 243H256V245H258ZM17 246L16 247H18V243L16 244ZM23 245V246H24ZM32 245V244H31ZM45 245L44 244V246H43V248L41 249V250H43L44 249V247L46 246V247H48V246H50V245ZM52 245V244H51ZM70 245H72L71 243H70ZM77 245H78V243H77ZM146 245V246H147ZM158 245H160V243L158 244ZM162 245H160V246H162ZM179 245H177V247H179ZM183 245V244H182ZM201 245V244H200ZM207 245V244H206ZM223 245L221 246V248L223 247ZM229 245V244H228ZM232 245V244H231ZM237 245V244H236ZM256 245L255 246H253V248L254 247H256ZM262 245V244H261ZM264 245V244H263ZM263 245H262V247H263ZM38 246H40V245H38L37 244V249L39 250V247ZM67 246H68V244H67ZM66 246V247H67ZM74 246V244L70 247V246H68V247H70L69 249H70V252L72 251V252H74L73 251V247ZM152 246V245H151ZM171 246H170V248H171ZM185 246V245H184ZM183 246V247H184ZM232 246H234V245H232ZM247 246V245H246ZM250 246V245H249ZM258 246H260V245H258ZM8 247H10L9 245H8ZM13 248H14V246H12ZM32 247V246H31ZM33 247H35L34 245H33ZM32 247V248H33ZM51 247V246H50ZM52 247H53V245H52ZM68 247L66 248V249H68ZM78 247V246H77ZM155 246H154V244H153V248H154ZM174 247V246H173ZM177 247H175V248H177ZM182 247V248H183ZM196 246H194L193 245V247H190L191 249L192 248H195ZM199 247V246H198ZM197 247V248H198ZM204 247V246H203ZM208 246H206V247H204V249L205 248H207ZM230 247V246H229ZM228 247V248H229ZM242 247V246H241ZM243 247H242V249H243ZM261 247V248H262ZM0 248H1V246H0ZM11 248V247H10ZM13 248H12V250H13ZM20 248H21V250L23 251V249H22V245H20ZM41 248V247H40ZM49 248V247H48ZM57 248V250L59 249L58 247H56ZM153 248H152V250H153ZM156 248V247H155ZM158 248H159V246H158ZM161 248V250L160 251H163L162 250V247H160ZM159 248V249H160ZM163 248H164V245H163ZM181 248V249H182ZM186 249H187V247H185ZM218 248V247H217ZM220 248V247H219ZM218 248V249H219ZM224 248H226V247H224ZM227 248V249H228ZM233 248H235V247H233ZM236 248H238V247H236ZM247 248H248V246H247ZM260 248V249H261ZM15 249V248H14ZM26 249V248H25ZM33 249H35V248H33ZM64 249V248H63ZM68 249V250H69ZM79 249V248H78ZM82 249V248H81ZM149 249V248H148ZM166 249V248H165ZM171 249H173V248H171ZM171 249H170V251H171ZM199 249V248H198ZM230 249V248H229ZM231 249H232V247H231ZM250 249V248H249ZM256 249H258V250H260L259 248H256ZM255 248H254V251L256 250ZM17 250H18V248H17ZM20 249H19V251H21ZM47 251L49 250V249H46ZM46 250H44L45 252H46ZM59 250H62V249H59ZM65 250V249H64ZM150 250V249H149ZM177 250V249H176ZM180 250V249H179ZM185 250V249H184ZM200 250H201V247H200ZM206 250V249H205ZM223 250V249H222ZM222 250H218V251H222ZM251 250V249H250ZM1 251H3V250H1ZM0 251V252H1ZM5 251V250H4ZM14 251V250H13ZM18 251V253H20ZM21 251V252H22ZM24 251H26V250H24ZM34 251V250H33ZM40 251V250H39ZM56 251V250H55ZM105 251V250H104ZM166 251H168V248L166 249ZM165 251V252H166ZM217 253H219L217 250H215ZM235 251V250H234ZM239 251H241V250H239ZM245 251V250H244ZM262 251V250H261ZM260 251V252H261ZM35 252V254H37V256L38 255H40V252H39V254H38V251L36 252V251H34ZM48 252H51L50 250L48 251ZM63 251H61V253H62ZM65 253H66V255H67V252H66V250L64 251ZM69 252V251H68ZM72 252L70 253L71 255H73V254H75L74 256L75 257H77V253L79 254L80 252H83L82 250H80V252H79V250H77L75 253H73L72 254ZM146 252H147V250H146ZM151 252V251H150ZM156 253L157 251H155V249L153 250V252H151V259H152V261L153 262H155L156 263V261H154V259L153 258H155V256H156V254H154V257H153V253ZM172 253L174 252V251H171ZM171 252H170V254H171ZM176 252V251H175ZM207 252V251H206ZM211 252V251H210ZM209 252V253H210ZM216 252L214 253V254H216ZM246 252V251H245ZM264 252V251H263ZM2 253V252H1ZM0 253V254H1ZM41 253H44V252H41ZM56 253V252H55ZM84 253V252H83ZM82 253V254H83ZM160 253V252H159ZM162 253V252H161ZM164 253V252H163ZM167 253V252H166ZM169 253V252H168ZM180 253H181V251H180ZM180 253H178V254H180ZM183 253H185L184 251H183ZM182 253V254H183ZM192 255H193V250H192ZM208 253V254H209ZM228 253V252H227ZM224 253V255H225V257H226V259H227V257H229L230 256V258H233L230 254H232L233 255V253H235V252H233L232 251V253ZM240 253V252H239ZM259 253V252H258ZM262 253V252H261ZM260 253V255H261V257L263 256L264 257V255H263V253L261 254ZM3 254V253H2ZM2 254H1V256H2ZM7 254H8V252H7ZM45 254V253H44ZM44 254H41V255H44ZM52 254H54V253H52L51 252V254L50 253H48L47 255H49L47 258H50L51 256L50 255H52ZM63 254V253H62ZM70 254H68V255H70ZM81 254V253H80ZM157 254H158V252H157ZM170 254H168V256H167V258H169V255ZM174 254V253H173ZM177 254V253H176ZM190 254V253H189ZM195 254V253H194ZM200 252L198 253V256L199 257H201L200 255ZM204 254V253H203ZM212 254V253H211ZM211 254H210V256H211ZM253 254H255V253H253ZM20 255V254H19ZM55 255V254H54ZM61 254H59L58 255V263H60L61 261H60V259H61V256H60ZM70 255V256H71ZM161 255V254H160ZM172 255V254H171ZM170 255V256H171ZM187 256H190V255H188V251H187V254H186ZM207 255V254H206ZM217 255H219V254H217ZM216 255V257H217V261H219V262H217L215 259V261H216V263L215 264H218V263H220V260L224 257V255H222V257H221V255L219 256V258L221 257V259H219L218 258V256ZM236 255H237V252H236ZM236 255H234L235 257H236ZM240 255V254H239ZM246 255H248L247 254V252H246ZM3 256H5V254L3 255ZM2 256V257H3ZM10 256V255H9ZM21 256H22V253H21ZM28 256V255H27ZM60 256V257H59ZM65 256V255H64ZM80 256V255H79ZM78 256V257H79ZM83 256V255H82ZM180 256V255H179ZM209 256V255H208ZM2 257H1V261H0V263L2 264V263H4V261H5V259H4V261L2 260ZM6 257V256H5ZM11 257V256H10ZM29 257V256H28ZM33 257V256H32ZM35 257H36V255H35ZM42 259L45 257V255H44V257L43 256H40ZM39 257V258H40ZM72 258H70L71 259V261H72V259H73V261H78V260H80V258H77L78 260H74V258H73V256H71ZM164 254H163V259H164ZM174 259H175V256L173 255L172 256ZM176 257H178L177 255H176ZM181 257V256H180ZM185 257V256H184ZM191 257V256H190ZM203 255H202V259L201 260H203ZM214 257V256H213ZM225 257L223 258V259H225ZM242 257L245 259V261H246V258L244 257V255H242ZM250 256H248V258H249ZM252 257V256H251ZM257 257V256H256ZM4 258V257H3ZM21 259H23V261L25 260V259H27L26 258V255H25V259L23 258V257H20ZM38 258V259H39ZM40 258V259H41ZM62 258H63V255H62ZM66 257H64V259H65ZM148 258V257H147ZM150 258V257H149ZM172 258V259H173ZM193 258V257H192ZM239 258V257H238ZM21 259H19V260H21ZM32 259V258H31ZM33 259H36V258H33ZM44 259H46V258H44ZM43 259V260H44ZM52 258H50V260H51ZM63 259V260H64ZM70 259H68L69 261H67V259H65L66 261V263L63 261L62 263H65V264H69L68 262H70ZM166 259V258H165ZM172 259H170V260H172ZM182 259V258H181ZM195 259H197V258H195ZM195 259H194V262H195ZM200 259V258H199ZM12 260V259H11ZM10 260V261H11ZM43 260H41L40 262L42 263V261ZM82 260H83V257H82ZM200 260V261H201ZM228 260H230L229 258H228ZM232 260V259H231ZM234 260V259H233ZM232 260V261H233ZM258 260V259H257ZM3 261V262H2ZM6 261H9V260H6ZM5 261V262H6ZM12 261H16V262H18L19 263V261H17V260H12ZM12 261L10 262V263H12ZM22 261V262H23ZM35 263L34 264H37V261H35V260H33ZM32 261V262H33ZM47 261H48V259H47ZM47 261L45 260V261H43V263L42 264H47ZM52 261V260H51ZM149 261H150V259H149ZM165 261V260H164ZM163 261V262H164ZM182 261V263H184V264H186L185 262H183V261H186V262H188L189 261V258H187V260L186 259H182L181 260ZM181 261L180 262H177V263H181ZM190 261H192L191 259H190ZM232 261H231V263L229 262V264H232ZM237 261V260H236ZM255 261H256V259H255ZM14 262H13V264H14ZM16 262H15V264H16ZM29 262V261H28ZM46 262V263H45ZM50 262V261H49ZM80 262V261H79ZM166 262H169V260L167 259V261ZM171 262H173L174 263V261L172 260ZM202 262V261H201ZM200 262V263H201ZM206 262V261H205ZM235 262V261H234ZM238 262V261H237ZM17 263V264H18ZM31 263V262H30ZM29 263V264H30ZM40 263V264H41ZM51 263V262H50ZM55 263V262H54ZM53 263V261H52V264H54ZM117 263V262H116ZM160 263V262H159ZM172 263V264H173ZM176 263V264H177ZM181 263V264H182ZM195 263H197V262H195ZM213 263V262H212ZM211 263V264H212ZM236 263V262H235ZM258 263H260V262H258ZM258 263H256V264H258ZM6 264V263H5ZM23 264H28V263H24L23 262ZM143 264V263H142ZM152 264V263H151ZM162 264H165V262L164 263H162ZM168 264V263H167ZM169 264H171L170 262H169ZM175 264V263H174ZM192 264H194L193 262H192ZM201 264H203V263H201ZM210 264V263H209ZM214 264V263H213ZM221 264V263H220ZM223 264V263H222ZM238 264H240V261L238 262ZM244 264V263H243ZM245 264H247V262L245 263ZM248 264H250V261H249V263Z\"/></svg>",
	"mask_w": 264,
	"mask_h": 264
}]
</instances>
